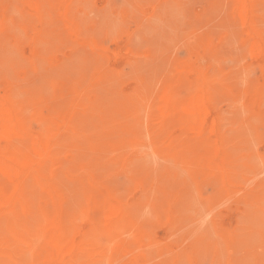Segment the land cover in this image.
Segmentation results:
<instances>
[{"label": "rangeland", "instance_id": "374dc122", "mask_svg": "<svg viewBox=\"0 0 264 264\" xmlns=\"http://www.w3.org/2000/svg\"><path fill=\"white\" fill-rule=\"evenodd\" d=\"M32 1L33 0H0V25L4 27V29H0V52H1L0 53V66H2V68L0 69V72L5 73L4 77H6V79H7L6 80L1 76V74H3V73L0 74V83L3 84V85L0 84L1 85L0 86V96L5 93V89L8 91L11 89L9 92L12 93L14 100L17 103H20V105H22V104L24 105L25 109L23 108V110L25 112L26 119L28 120L29 128L32 127L31 129L34 132H41L44 130L45 127L40 121H38L37 119H34L35 118V116H34L35 112L34 111L42 110V113L45 116L58 115L57 113L66 112L65 107L68 106L67 107V109H68L70 107L71 103H73L76 99L81 98V99L85 100V96H86L88 91L93 90V94H94V92L101 93V90H103L102 93L99 94L100 96L99 95L97 96V94H94L97 97L91 96L92 93L90 94V92H88V94H90V95H88L86 97L87 98L86 100L90 104L91 109H96V110L92 112V110L89 109V105H88L87 101L86 102L84 101L85 104H87V105L85 106V108H83V110L81 109V111H79V113H77V116L74 117L75 118L74 119L75 130L72 133V135L68 132H63V133L58 134L57 139L59 141L61 139L63 140V141L61 140L60 143L63 145H71L70 147L73 148L74 150L72 149L73 160H71V162L68 161V163H65L64 169L61 170L63 173L62 172L60 173L61 178L59 177L60 175L57 176L60 179L56 177L57 179L54 180V183H55V186L60 185V186H58L57 189H59V188L61 189V187L64 189L68 188L67 189L68 192L67 191L65 192L66 189L65 190L59 189V191H61L66 196V199H65L66 204L64 207L65 213L68 209H69L68 211H70V206L73 205L76 207V205H77L78 207H76V208L72 206L71 207V208H73V209H71L72 212L70 211L71 212L70 214H72V217L74 220L73 223L77 224L79 222L77 219H80L79 215L82 214L81 220L79 222L80 224H77V226L86 227L87 221L85 220V218L83 219V216H84V213L87 211V207H86L87 205H85V202L87 201L88 194L91 191L90 190L91 189V181H90L91 178L98 179L99 181L98 180L96 181L94 179L96 181V183L101 185L100 186L101 188L103 187V189L109 190V191L111 189V187L109 185L113 186L111 183L113 182V180H115L116 183L114 181V184H115L114 186L117 185V186H119V188L117 186L116 187L118 189L116 187L115 188L113 187V188L117 189L118 192H117V190L114 191V189H111V193L114 191L113 194H115L119 198L121 197L120 199H123V201H121V203L126 207L128 220H129V222H131V226L133 225V227H131V229H133V230H131V233H133V235L130 234L129 232H128L129 234L127 233V231L130 228L127 230H123V231L119 232V235L121 233L127 234V235L121 234L120 239L124 240L125 242L131 243L130 253L126 254V253L119 252L117 254V256L113 257V259H110L108 257H103V258L98 257V258H94V259H90V260H87V259L83 260V258L82 259L80 258V260L79 261L77 260V262L78 263L81 262L79 264H86V260H87L88 261L87 263L90 264L91 260H93L92 263L97 262L96 264H99V262H100V264H121L118 262L123 259L121 262L125 261L124 264H126V263L128 264V263H130V262H128V259H129V261H131V263H133L135 260L136 262H134V264H172V261L175 259V256L173 257V254H171V253L176 252V254H175L176 259L175 260L176 261L178 260L179 263L174 260L173 264H232L233 262H235V264L236 263L237 264H264V254H263L264 253V238H263L264 236L262 237V235H264V225H263L264 219H263V221L262 220L260 221V219L257 217V216L262 217V214H264L263 213L264 212L263 211L264 210V207H263L264 206V200L262 199L263 200L262 201L260 199V203H258L259 198H262L263 196L261 197V195L264 194V188H263L264 187V185H263V183H264V174H263L264 173V140H262L264 138L263 137V135H264L263 134V132H264V124H263L264 123V104L261 107V104L264 103V72H263L264 71V58H263L264 55H262V54H264V0H254V1L252 0V7H251L250 13L248 15L249 17H247L248 20L242 19L239 12H237V9L235 6V0H215V1L214 0H84V1L83 0H39L40 4H41L40 11H36L32 7V5H31ZM87 3L90 4V6L87 5ZM121 3H122V5L123 4L124 5L122 6ZM86 6H87V8H85ZM83 10H85V12ZM90 11H92V12H90ZM88 13L89 14L91 13L90 15L92 18H90ZM98 13H99V15H98ZM93 14L96 16H94ZM87 16L89 17L88 20H86ZM85 17H86V19H85ZM251 17H253V19L255 21L252 19L251 22H248V21H250ZM115 18H116V20H115ZM108 19H110V20L108 21ZM171 19H173V20H171ZM157 20H159V21H157ZM175 21H176V23H175ZM244 21L247 23V25H245L246 23ZM75 22H76V24H75ZM252 24H253V26H252ZM249 25L252 26V29L250 28L251 26H249ZM91 26H93V28H91ZM105 26H106V28H105ZM222 26H224V27H222ZM178 28H181V29H178ZM222 28H223V32L221 30ZM91 29L93 30L92 32H91ZM204 29H206V30H204ZM224 29H226V30H224ZM247 29H249V32ZM253 30H254V32H253ZM189 31L191 34L188 33ZM200 32H201V34H200ZM219 32H221L222 35ZM103 33H105V34H103ZM216 33H219V34L216 35ZM251 33H253L252 36H251ZM254 33L256 36L254 35ZM182 34H184V35L182 36ZM242 34H243V36L241 39ZM17 35L19 37L16 39ZM49 35H50V37H49ZM200 35H201V37H200ZM13 36H15V37H13ZM55 37H56V39H58V41L57 40L54 41ZM106 37L108 38V40ZM179 37H181V38L185 37L187 39H185V38L178 39ZM255 37H256V39L257 38L258 39L256 40ZM47 38L50 39L49 40L50 42L48 41ZM196 38H197V40H196ZM204 38H206V39H204ZM20 39L23 41L24 44L21 43L22 41ZM23 39H25V40H23ZM85 39H86V41H85ZM211 39L213 42L210 41ZM220 39H221V41H220ZM2 40L5 44L1 45ZM7 40H8V43H7ZM9 40H10V42H9ZM60 40L62 41V44H61ZM199 40H200V42H199ZM260 40H261V43H259ZM16 41H17V43H19V45L17 44L18 47L16 45ZM46 41L48 44L46 43ZM207 41H208V43H210L209 44L210 48L207 47V45H208ZM11 42L14 44V46H13V44H11ZM198 42L200 43L199 45H198ZM201 42L203 43V45ZM40 43H44V44H42L43 47L41 46ZM50 43H52V44H50ZM178 43H180V44H178ZM45 44H47V46ZM63 44H64V46L61 47V45H63ZM106 44H109L110 46L106 45ZM167 44L169 45V47ZM242 44H243V46H242ZM48 45L50 46L49 48H48ZM57 45H59V47H61L63 49H60ZM163 45H164V49L162 48ZM192 45H193V47H192ZM211 45H214L213 48L211 47ZM155 46L156 47L160 46L158 49L160 50V48H161L165 52L163 50L157 51L158 49ZM165 46L172 49L171 50L172 52L171 51L168 52L170 49L167 51L166 50L167 48L165 49ZM183 46H185V47H183ZM259 46H260V48H258ZM57 47H58L59 51L57 50ZM194 48H195V50H193ZM254 48L256 49V52H255ZM5 49H6V51H5ZM42 49H43V51H42ZM93 49H94V51H93ZM104 49H106V50H104ZM203 49H205V50H203ZM207 49H209L208 52H207ZM212 49H213V51H212ZM260 49L263 50V52ZM39 51L40 52L42 51L43 53H40ZM173 51H174V53H173ZM18 52H20L21 54ZM46 52H48V53H46ZM57 52H59L60 54ZM209 52H211V53H209ZM213 52H215V53H213ZM254 52L256 53L255 55H254ZM52 53H54V54H52ZM87 53L89 56H91V57H89L91 59L88 58ZM188 53H190V54H188ZM245 53H247V54H245ZM248 53H249V55L251 54V56H249ZM258 53L260 54L259 56H257ZM43 54L49 56V61H48L47 57H44V56L41 57V55H43ZM92 54L94 55V57L100 56V58H99L100 61L98 60V58H96V59L93 58ZM97 54H99V55H97ZM104 54H106V55H104ZM210 54H213V55H210ZM37 55H39V56L37 57ZM50 55L51 56L53 55V56L51 57ZM192 55H193V57L191 58ZM21 56H23V57H21ZM39 57H41L40 59L42 60V61L40 60V63L38 61ZM164 57H165V60H164ZM4 58H5V60H4ZM21 58H24V59L22 60ZM50 58H52V59H50ZM73 58H75V59L73 60ZM168 58H171L172 60L168 59ZM193 58H195V59L198 58V61L201 63V65L204 66V68H205L206 72L208 73V75L210 76L211 80H213L212 85L217 84L215 86V88H214V86H213V88L211 87V90L213 92H212V100H211V106H210V108H211L210 121L215 120L217 123V126H216L215 131H214V133H216V135L214 133H212L210 141L211 140H213V141H211L209 145L203 146V145L192 140L193 134L183 133V131H181V129L179 127L177 128V125L174 124L171 126H172V128L175 126L174 128H176V129H170L169 128L171 131V135H172V139L170 140V142L172 141V143H170V144H172L171 145L172 147H171L169 144H167L168 142L165 143V142H162L160 140V139H162V137H159V136H161L162 133H159L161 131L158 129L159 127H157L158 126L157 120H156L157 119L156 114L158 112L156 109L157 106L154 107V106H151V104L156 105V104H154L155 103L154 101L157 102V105H158V103L160 104V101H161L160 97L163 95L164 90L168 87H170L172 89V91L175 94H177L178 96L184 95V97H185L186 94L189 93L187 91L190 89H188L189 87L187 86V84H185V86L188 87L187 88L188 90L185 91V89H186V87H184L185 81L181 78L182 76L180 75L179 66L183 62H188V60L193 59ZM261 58L263 60H261ZM43 59H45L44 61H47V62H44ZM102 59H103V61H102ZM31 60H32V62H31ZM54 60H55V62H54ZM85 60L88 63H86ZM162 60L165 62H167L169 60L170 62H168V63H170V65L168 64L169 66H167V63L163 62ZM10 61L14 62V64L13 63L11 64ZM15 61H16V63L18 61V63L16 64ZM24 61H27L28 65H21V64H25ZM65 61H67L68 63H69V61H71L70 64L73 62L72 67H71V65H69ZM98 61H99V63H97ZM102 62L103 63L105 62V63L103 64ZM36 63H37V66H36ZM38 63L40 65V67H38L39 66ZM46 63H47V66H46ZM93 63L94 64L96 63L97 68H96V66H93V67H95V69H93V67L91 66V65H93ZM160 63L163 66H161ZM237 63H238V65H237ZM29 64H30V66H29ZM74 64H75V66L77 65L75 71L72 70L73 68L75 69V66H73ZM12 65H15V66L17 65L16 67L22 66L23 69L19 68V70H17L16 67H14V66L13 67L15 69L13 67H12L13 69H11ZM62 65L64 67H66L67 65H69V66H67L68 68H64V67H61ZM98 65L99 66L103 65V68L99 67ZM154 65H157V67H155ZM261 65H263V66H261ZM48 66L50 67L49 69L47 68ZM83 66H87V67H83ZM31 67H32V69H30ZM57 67L58 68L61 67V68L58 70ZM168 67H170V68L174 67L172 69L173 72L171 71V69L169 70ZM87 68H89V69H87ZM151 68H153V69H151ZM68 69L70 70V72ZM81 69L84 71L81 72L80 71ZM113 69H114V71H113ZM155 69H156V71H155ZM157 69L161 70V71L159 72V71H157ZM36 70H38L39 73ZM51 70H53V71H51ZM54 70H56V72L58 70V72H57L58 74H56V72ZM62 70H63V72H62ZM241 70L242 71L243 70H249V71H243V74H244L243 75L241 73ZM60 71L64 74L60 73ZM85 71H87L88 75L84 74V73H86ZM97 71H98V73H97ZM113 72H115V74ZM117 72H118L119 77L117 76ZM148 72H150L149 74H151V75L153 73H154L153 75L157 74V76L156 75L151 76L152 78L150 79V77H149L150 75L147 76ZM166 72H169L171 75L169 73H166ZM234 72L236 74H234ZM6 73H7V75H6ZM47 73H49V74H47ZM51 73H52V75H51ZM82 73H83V75H82ZM248 73L251 74V75H249L250 79L247 76ZM19 74L22 75V80H25V81L19 82V81H21V75H19ZM29 74H31V76H29ZM37 74L38 75L41 74V75L37 76ZM90 74L92 75V77ZM110 74H111V76H110ZM142 74L144 75L145 79L144 78L142 79V77H143ZM240 74L245 76L243 81H242V79H240V81H239V77H240L239 75ZM61 75H63V76H61ZM67 75H69V76L73 75V76H70V79H69V76H67ZM89 75H90V77H89ZM35 76L37 78L34 79ZM108 76H109V79L114 78V80L115 79H117V80L116 81L110 80L109 83L107 81L105 84V81L108 79ZM137 76L138 77L141 76L140 77L141 79L136 78ZM212 76H213V78H212ZM15 77H17L16 79L18 81L16 79L14 80ZM52 77H53V79H52ZM64 77L67 78L66 81H69L70 83L71 82L72 83L70 84L68 82L69 83L68 84L64 80L65 79ZM101 77H102V79H103V77L104 78L106 77L103 81L104 83L100 79ZM156 77H157V79H155ZM168 77L170 80H168ZM188 77L191 80L194 79L193 76H188ZM89 78H93V79H89ZM174 78H175V82H174ZM176 78H177V81H176ZM180 78L183 81H181ZM215 78H216V81H214ZM12 79H13L14 83L10 84L9 81H11ZM37 79H41L42 81L40 80L38 82ZM48 79H50V80L48 81ZM96 79H97V81H96ZM134 79H136V80L139 79L142 82L137 81L138 82L137 83V82H135ZM165 79H166V81H165ZM248 79H249V82H248ZM256 79H257V81H256ZM58 80L59 81L61 80V81L59 82ZM63 80L66 83L65 82L63 83ZM144 80H146L149 83V85L147 83L144 85V82H145ZM156 80H158L159 83H157ZM252 81L255 83H253ZM88 82H90L89 83L90 85L87 84ZM47 83H49V84H47ZM140 83H143V84H140ZM174 83H176V84L174 85ZM250 83H252L251 86H253L254 84L256 85V86H254L255 91H254L253 87H251L250 92H248V94L245 95L247 90L249 91L248 87H250V85H249ZM258 83H260V84H258ZM54 84H57L56 85L57 88ZM82 84L85 86L88 85L90 87L89 88L85 87ZM101 84L107 85L106 86L107 89H104L105 85L102 86ZM245 84H247V85H245ZM138 85H139V88H138ZM157 85H159V86H157ZM244 85L247 87L244 88ZM259 85H261V89H260ZM11 86H13V87H11ZM58 86H59L60 90H59ZM67 86L69 87V89ZM97 86H100L101 89H99ZM141 86H142V88H141ZM143 86H147L149 90L147 91V87H145V89H144ZM150 86L152 88H149ZM83 87H85V88H83ZM94 87L95 88L97 87L99 90L96 91V89ZM177 87L182 91L177 92V90H178ZM44 89H45V91H44ZM47 89L50 90V93L47 92L48 91ZM115 89H117V90H115ZM119 89H121V91L123 93ZM161 89L163 90V92L160 91ZM222 89L225 90V93H224V90H222ZM228 89L229 90L231 89L230 93H229ZM242 89H243V91H242ZM113 90H115V91L112 92ZM138 90H139L140 94H142L144 96L140 95V98H139ZM251 90L254 91V94L251 93ZM256 90H257V92H256ZM1 91H3L4 93ZM61 91H63V92L65 91L64 92L65 94H63ZM144 91L147 94H149V93L150 94L149 95L144 94L145 93ZM183 91H185V92H183ZM216 91L218 93H216ZM221 91H223V92H221ZM71 92H72V94H70ZM219 92H221V93H219ZM121 93H122V95L124 93H125V95L127 94L126 96H128L129 101L128 100L126 101L127 97H124V95L121 98V95H120ZM43 94L46 97H44ZM46 94L47 95L49 94V95L47 96ZM54 94L56 95L55 97H54ZM60 94H61V96H60ZM69 94L71 96L77 95V94L78 95L70 97ZM157 94H158V98L156 100L155 98H156ZM217 94H218V96H217ZM40 95H42V98L40 97ZM67 95L70 98L66 97ZM131 95H133V98L134 97L136 98V102L133 101V98ZM146 95L148 97H146ZM37 96L41 99L39 100V98ZM241 96L243 98L245 97V99L241 98ZM60 97H62V99ZM99 97H101L100 100H99ZM130 97H131V99H130ZM143 97H144V100H142V101H144L145 103L140 100V99H143ZM35 98L36 99L38 98V99L36 100ZM57 98H60V99H57ZM94 98H95V100H94ZM115 98H116V100H115ZM148 98H149V100H148ZM257 98H261V99L258 100ZM89 99L91 101H89ZM83 100H81V101L83 102ZM137 100H139V101H137ZM242 100H244V101H242ZM256 100H258L259 102L258 101L256 102ZM51 101H54V102H51ZM238 101H242L240 105H242V107L249 108V110L245 108V110L243 109L241 111V109H240L238 111L237 110L238 108L236 106L237 104L239 105V103H240V102L237 103ZM64 102H66V103H64ZM104 102L106 104V107H104L105 106ZM119 102H123L124 104L123 103H120V104L122 106L124 105L127 108H125L124 106L121 107V105L118 104ZM128 102H130V103H128ZM148 102H150V103H148ZM67 103L69 105H67ZM97 103H98V105H97ZM131 103L134 104L133 106H135L137 104L141 105V106H138L137 109H140L139 107H143V108H141V110L144 109L143 112L142 111H140L141 113L139 112L141 115L136 112L138 110H136L135 107H133L135 109L134 112L131 110V107H132ZM135 103H137V104H135ZM44 104H45L46 109H43ZM256 104H257V107H256ZM258 104H259V107H258ZM53 105H54V107H53ZM60 105L65 106L64 109H62L63 107ZM93 105L95 106V108ZM147 105H149V106H147ZM248 105L250 107H248ZM56 106L62 107V108H60L61 110L59 111V108H57ZM86 107H87V110H86ZM109 107L112 109V111L110 110ZM129 107H130L131 112L129 111ZM242 107H240V108H242ZM151 108L152 109L154 108V110H151ZM84 109L86 111H84ZM88 109L91 112H87ZM126 109L129 111L128 112L129 114L130 113L131 114L132 113L138 114V116H137V114L131 115V118H133V116L134 117L137 116V118L135 117V119L136 120L138 119L137 120L138 122H136V120L134 118L129 121V119H131V118H128L125 116V115H127V113L125 114ZM103 110H105L106 113H109L108 115L112 118L107 116V114ZM107 110H108V112H107ZM114 110H115V113H117L118 115L113 112ZM122 110H125V112ZM82 111L87 113V114H85V115L80 114V112H82ZM245 111H246V114L248 111L247 116L245 114ZM94 112H95V116H97V113H98V115H101L100 113H103L102 116L105 114L106 115L105 118L107 119V121H105L106 119H104L103 117H102L104 119L103 121H102V118H100L98 116H97L98 118L95 117ZM123 112H124V114H123ZM239 112H240V115H239ZM89 113L91 114L90 118L87 117V115L90 116ZM119 113H120V116H119ZM150 113H151V115H150ZM242 113L244 116L242 115ZM129 114H128V116L130 117ZM82 115L85 117H83ZM121 115L125 116V117H122ZM30 117L31 118L33 117V119H31ZM93 117H95V119H92ZM81 118H82V120H81ZM108 118L111 120V123H110V121H108ZM125 118L127 120H125ZM252 118L255 120L258 119L259 120L258 124L257 123L255 124V122H257L255 120H254V122L253 121L251 122ZM87 119H88V121H86ZM99 119H100V122H99ZM93 120H94V122H93ZM120 121H122V122L120 123ZM124 121L126 123L127 122L128 123L126 124ZM132 121H134L135 126L133 125ZM31 122H32V124H31ZM261 122H263V123H261ZM86 123H88V124H86ZM123 123H125L126 125ZM154 123H156V124H154ZM112 124L117 125V126L113 127ZM149 124H151V127ZM253 124H254V126H253ZM259 124H260V126L263 124L261 126L262 128L260 126H258V128H257V126L255 127V125H259ZM120 125H125L126 128H130L131 129L130 131H132V133L129 132V134L131 133V135L127 136V134L125 133V136H123L121 132L116 133V132L120 131V130H118L120 127H124V126H120ZM129 125H131V126H129ZM144 125H145V128H144ZM152 125H155V126H152ZM83 126H84V128H83ZM107 126L109 127L108 130H106ZM87 127H89V128H87ZM103 127H105V128L103 129ZM111 127H112L113 132L110 130ZM240 127H242V128L240 129ZM100 128H102V129H100ZM85 129H86V131H85ZM81 130L83 132H80ZM103 130H105V134L103 136H100L101 132L102 133L104 132ZM109 130L111 132L107 133L106 131L109 132ZM114 130H115V133H114ZM157 130H159V131H157ZM221 130H223V132ZM251 131L253 132L252 134H251ZM78 132H80V133L78 134ZM85 132H86V134H85ZM93 132H94V134H93ZM152 132H153L154 136L152 135ZM157 132L159 133V136H158ZM92 134L94 136H92V138H91ZM79 135L81 136V138ZM96 135H99L100 137L96 136ZM117 135H118V137H117ZM120 135H122V137H124L125 139L128 138L127 141L123 142V143H126L128 146H130L132 143L131 147H128V146L124 147V146H126V144H122L121 141L123 139H121L122 137H120ZM77 136H79V137H77ZM66 137H70V138H68V140H67ZM93 137L95 139H93ZM111 137H115V138L113 139ZM83 138H84V141H83ZM190 138H191V140H190ZM97 139H99V140L101 139V141H99ZM117 139H118V141L121 140L120 141L121 143L118 142L117 146L121 145V147H122L124 145L123 148L125 149L124 150L121 148L123 154L120 153V155L117 154L116 152H118V151L120 152L121 149H117L118 148L117 146H116L117 148L113 147L116 150V152H115V150L110 147L113 142H117ZM174 139H177V140H175V142L180 141L182 146H183V147L179 148V146H177V144H178V142H177L175 145V146H177L176 148H178L177 152H175L176 148L173 147L174 146L173 145ZM214 139L215 140L217 139V141L215 142ZM218 139H219V142H218ZM95 140H96V143H94ZM130 140H131V143L128 142ZM137 140H139V141H137ZM182 140H184V141H182ZM225 140H227V143H228L226 146L223 143V142H225ZM66 141H67V143H66ZM229 141H231V142H229ZM105 142H108V143L105 144ZM212 142H215V143L212 144ZM218 143H220L222 145H217ZM89 144H91V145L89 146ZM102 144H104V146ZM162 144L164 145V147L162 146ZM181 144H180V146H181ZM191 144H192V146L187 147ZM253 145H255L256 147ZM92 146H93V148H92ZM96 146L98 148L96 150L97 152L95 151ZM101 147H103V148H101ZM162 147L164 149V154L167 153V155H168V153H169V155H170V153H171V156L168 155L169 159L166 158L167 157L166 154H165V157H164V154L162 155V151H163ZM210 147H211V149H210ZM172 148L175 149L174 153H173L174 149H172ZM218 148H219V150H218ZM225 148H226V151H228V153L230 152L227 155L224 154V153H226V152H224ZM215 149L218 151H215ZM93 150H94V152H93ZM128 150H129V152L130 151L131 152L128 153ZM220 150H221V152L219 154ZM193 152H195V153H193ZM198 152H200V153H198ZM217 152L220 155V159L218 158L219 156H217L218 155ZM76 153H77V155H76ZM127 153L129 154V156H127L128 155ZM174 154H176V155H174ZM223 154L225 157L230 156V158L228 157L230 161L228 160V158H225L223 156ZM116 155L120 156L119 158H121V159L117 158L118 156L116 157ZM199 155L201 156V158L204 155H205V157H203V159H201ZM180 156H182L183 158H181ZM187 156L188 157L193 156V158L188 159ZM196 156H198V157H196ZM125 157H126V159H125ZM109 158H110V160H109ZM194 158H197L198 160L194 159ZM209 158H211L212 160L207 161ZM223 158L226 162L228 160L227 164L225 161H224L225 163L222 162ZM115 159H117L119 162H117V160L114 161ZM131 159H135V161L133 162V160H131ZM175 159H177V160H175ZM216 159H219L217 161L218 163H216L214 161ZM128 160L132 161V162L130 161V164L133 167H131L130 164H127L129 166L128 167L129 169L131 167L130 170L127 168V165L125 164L126 162L127 163L129 162ZM180 160H182V161H180ZM199 160H200V162H199ZM121 161L124 162V164L122 165L123 167L122 166L120 167V165L122 164ZM178 161L181 162L182 164L184 163V165L186 164V166H184V165L179 166V165L175 164V163H179ZM189 161H191V162H189ZM194 161H195V163H194ZM202 161H205V162H203V166L201 164ZM207 162L209 165L207 164ZM212 162H213V164H211ZM119 163H120V165H119ZM169 163H173L174 165L169 164ZM198 163L201 165V167L199 166ZM215 163L217 164V166ZM229 163H230V165H228ZM76 164H77L78 169L82 168L85 170H83V172H79L82 169L78 170L76 167ZM224 164H226V165H224ZM78 165H80L81 167ZM85 165L87 166V168L84 167ZM190 165H196V167L195 166L192 167ZM204 165L207 167H204ZM88 166H89V168H88ZM187 166H188V168L193 170V173H194V170L201 168L200 170H202L203 174H202V172H200V173L202 175H204L203 170H206L207 173L205 172V174L207 177L205 176L204 180H202L201 179L202 176H200V179H201L200 180L198 177L199 176V173H198V175H196V176H195V174H193L195 177L194 179H192L193 176H192V178H190L191 171L187 169ZM224 166H225V168H224ZM74 167H76V169H75L76 171L74 170ZM184 167L188 173L185 172L186 170L184 169ZM214 167L215 168L217 167V169L220 171H216V169H214ZM202 168H204V169H202ZM261 168H263V169H261ZM72 169L74 170V172H77L78 174L76 173V174L72 175L74 173L72 171H71L72 174L70 173L71 175L65 173V171L72 170ZM180 169H183L185 171L182 170V172H181ZM213 169L215 170L214 172L212 171ZM227 169H228V171L231 170L230 172H232V173L228 172ZM86 170H87V172H85ZM88 170L91 171L92 173H88L89 172ZM200 170H198V171H200ZM114 171H117V172L114 173ZM133 171L135 173H133ZM233 171L236 174L235 173L233 174ZM111 172H113V173H111ZM169 172H170V174H169ZM172 172H173V174H172ZM212 172H213V174H215V173L217 174V177H216V175H214L216 177V179H215L216 181L213 178H211L213 176V174L210 175L211 177H209V175H208V173L210 174ZM82 173H84V174H82ZM116 173H117V175H116ZM180 173L181 174L183 173V174L181 175ZM195 173H197V170L195 171ZM227 173H229V175ZM87 174L89 175L90 178L87 177L88 176ZM92 174H96L97 177H94V175H92ZM109 174H111V175H109ZM120 174L123 176H121ZM134 174H135V176H134ZM187 174H188V176H187ZM230 174H231V176L232 175H234V176H232L230 178ZM78 175L79 176L82 175L83 177L85 176L88 179L85 177H84V179H80V178H78ZM171 175H172V177H171ZM237 175H239V176H237ZM66 176H71L72 180L70 177H68V178H70V179H68ZM108 176H109V178H108ZM118 176H119V178H118ZM254 176H255V178H254ZM63 177H64V180L62 179ZM75 177H77L78 179H76ZM83 177H81V178H83ZM106 177L108 180L111 178L113 180L111 179L110 180L111 182H109L107 179H105ZM129 177H131V178L129 179ZM173 177H175V178H173ZM186 177L188 179L190 178L191 180H188ZM73 178H74V180H73ZM115 178L116 179L118 178V180H116ZM146 178H148V179H146ZM177 178L179 180L182 179L184 181V183H182V181L180 182ZM209 178H211V180H207ZM244 178L247 179L249 183L245 182L246 180ZM61 179L63 182L60 181ZM100 179H101V182L102 181H105V182L108 181V182L106 184L105 183L102 184L103 182L101 183ZM141 179H142V181H139ZM195 179L196 180L199 179L201 181V183H204V184H200V181L198 184L197 183L198 181H196ZM218 179H220V180H218ZM231 179L233 180V181H231V183L232 184L233 183L235 184V182L239 183L238 186H235L234 184L232 185L229 182ZM243 179H244V181H243ZM56 180H58L59 182ZM82 180H84V181L87 180L88 183L84 182V181H83L84 182L83 183ZM143 180L146 181L145 183L148 184V187H147V185H145ZM213 180H214V183H213ZM236 180H238V181H236ZM66 181H68V182H66ZM75 181H76V183H75L76 186L73 187V184ZM77 181L80 183L77 184ZM173 181H174V186L172 185ZM176 181H178V182L176 183ZM189 181H192L191 183H189V184H192V186L187 185V189H185L184 185L188 184ZM203 181H205V182L207 181V183L205 184V182H203ZM222 181L225 182L224 183V185L226 184L225 186L228 185L227 186L228 188L227 187L224 188L225 186L223 185ZM140 182H142V183H140ZM179 182H180V184L183 185V187L180 189L178 188L180 186ZM240 182H242L243 185L240 184ZM216 183H217V185H216ZM107 184H109L108 187H110V188L106 189L104 187H107L106 186ZM142 184H144V185L142 186ZM212 184H215V185H213V187H212ZM260 184H262V185H260ZM78 185H81V186H78ZM149 185H151V186H149ZM168 185H170V186H168ZM171 185L173 188L171 187ZM239 185L244 186V188L240 187ZM77 186L79 189L77 188ZM189 186H190V188H188ZM30 187L31 186L29 184L28 189L30 190V192L31 191L34 192L33 194H34V197L36 199L37 196L40 195V190L38 188H34L33 184H32L33 189ZM84 187L86 188V190H84ZM176 187L179 189L180 193L178 192ZM201 187H202L203 191L200 190ZM231 187H232V189L235 188V192L233 190L234 193L232 192ZM245 187L246 188L249 187L250 189L247 188L249 191ZM254 187L258 188L259 192L257 191L258 189L255 190ZM81 188H83V189H81ZM171 188L173 190L175 188V190H174L175 192ZM203 188H205V189H203ZM221 188H222V190H221ZM69 189H71V191ZM73 189H75V191L76 192L78 191V192L76 193ZM228 189H230L229 192H228ZM185 190H187V192L189 191V193L191 192L192 195H190L191 193L190 194L188 193V196H185V193H184L182 198L179 197V195H177V194L181 195V193ZM72 191L74 193H72ZM166 191L167 192L171 191V193H168L170 195L172 194V191L175 194H173L174 196L171 195L172 197H170V195H166L167 194ZM243 191L246 194H247V192L249 194L250 191H252V193H250L248 196L246 194H243ZM238 192H241V193H238ZM66 193L69 197L70 196L72 197V199L70 198L71 202H70L69 197H67ZM202 193L205 195H203ZM231 193H233L234 195L231 196ZM76 194L79 197L76 196ZM85 194L87 196V197H84V199L86 201L82 197V195H85ZM175 195H177L176 197H179V200H178V198H176V199L174 198ZM227 195L229 197H231L232 200ZM244 195H246V196H244ZM222 196H224V197H222ZM243 196L247 197V198L244 199ZM252 196H253V198L249 199V197H252ZM184 197H185V199H183ZM236 197H237V200H236ZM75 198H77L78 200L75 201ZM80 198H81V200L83 199L85 201L84 203L82 202L83 205H80L81 204V200H79ZM169 198H171V199H169ZM214 198H216V199H214ZM233 198H234V200H233ZM227 199H229V201H227ZM168 200H170V201H168ZM180 200H182V202H180ZM252 201H253V203H252ZM169 202L172 203L171 205L173 208H171V205ZM175 202L178 203V206H177V203H175ZM234 202H236V203H234ZM256 202H257V205L254 204ZM67 203H69V204L71 203L68 208H67V205H68ZM238 204H240V205L238 206ZM241 204H243V206H241ZM248 204H250V205H248ZM252 204H254L258 208H256V207L254 208L253 207L254 205L252 206ZM230 205H231V209H232L231 211H230ZM82 206H84V209H86V211L84 209H82L83 208ZM259 207H260V210H261V208H263L262 213L259 210ZM79 208H81V209H79ZM175 208L177 209V211H176L177 214L175 213V210H174ZM243 208H246V210L243 211ZM73 210L75 211V214H73L74 213ZM78 210H80V211L84 210L85 212H83V211L78 212ZM178 211H179V213H178ZM180 212H181V215H180ZM162 214H164V220H163ZM166 214L168 217L165 216ZM221 214H222V216H220ZM74 215H76V216L74 217ZM242 215H244V216L246 215V216L244 217ZM178 216L181 218H185V220H182L181 218L179 219ZM204 217H205V219H204ZM166 218H167V221H166ZM249 218L250 219L252 218V220H250ZM263 218H264V216H263ZM176 219H178V220L175 221ZM1 220H2V218H1ZM204 221H206V222H204ZM175 222H176V225L178 223L181 224L180 222H182V224H184V227L178 228V227H180V226H178L179 225L178 224L177 226H175L173 228L172 223L175 224ZM200 222L201 223L203 222L202 223L203 225L202 224L200 225L199 224ZM2 223L3 224H1V223L0 224L2 226H5L4 222H2ZM161 223H162V225H161ZM166 223H167V225H166ZM1 225H0V228L2 227ZM244 228H246V229H244ZM236 229H238V230H236ZM235 230H236V233L234 232ZM132 231H135V232H132ZM136 231L137 232L142 231V233H143V235H142L143 237L141 238L142 244L137 243L138 240L136 239V237H137ZM226 231H227L226 234L222 233V232H226ZM178 232H179V234H178ZM234 233H235V235L238 234L237 235L238 237L241 234L242 237L245 238L244 241H241L239 243L240 247L245 246L244 249L240 250L242 247L240 248V247H238L239 244H236V242L238 243L239 240L237 239L238 240L237 241V240H235V238H233V237H235ZM174 235H176V236H174ZM133 236L135 237V239H133L134 238ZM172 236H174L175 239ZM130 238H132V239H130ZM178 238H180V239H178ZM240 238H241V236H240ZM171 239H174L175 242H174V240H171ZM195 239H197L198 241H196ZM242 239L243 238H241V240ZM178 240H179V242H178ZM227 241L229 242L230 245L233 244V246H231L233 248H229L230 245L227 244ZM232 241H236V242L232 243ZM202 242H203V244H202ZM178 243L181 245H179ZM234 243L236 245H234ZM162 245L163 246L167 245V246L163 247ZM176 245L180 246V247L182 246L181 251H179L180 249L178 251L176 250V249H178V247ZM189 245H190V247H192V249L190 248L189 250H186L187 247L189 248ZM224 245H229V246L227 248V246H224ZM247 245H248V247H247ZM159 246H160V248H159ZM194 247H195V249L197 248L198 251H197V249L195 251L193 249ZM234 247L240 248V249H237V250H240V252L238 251L236 253L234 251V253H235L234 254L233 253ZM162 248H164L166 251H161ZM167 249H169V250H167ZM228 249H229V251H228ZM169 251H170V253H169ZM215 251H216V253L218 252L217 255H220V257L219 256L216 257V254L214 253ZM226 251H228V253H226ZM188 253H190L189 256H188ZM229 253H231V254L233 253V255H231ZM132 254H134V256ZM221 254H222V256H221ZM26 255L27 256H25L23 254L22 257L21 256L20 257L23 258V256H25V258L27 257L31 262L32 261L31 256H29L28 254H26ZM250 255L251 256L253 255L254 257L252 256V258H251ZM120 256H121V258H120ZM130 256H132V258ZM177 257H180V259H177ZM21 258H20V260H21L22 264H27V263L29 264V260H28V262L26 260L27 258L26 259L25 258L21 259ZM95 259L98 261L95 262ZM233 259H235L236 261ZM83 261H85V262H83ZM89 261H90V263H89ZM31 263L34 264L33 261Z\"/></svg>", "mask_w": 264, "mask_h": 264}, {"label": "bare ground", "instance_id": "6f19581e", "mask_svg": "<svg viewBox=\"0 0 264 264\" xmlns=\"http://www.w3.org/2000/svg\"><path fill=\"white\" fill-rule=\"evenodd\" d=\"M84 1V0H83ZM215 1V0H214ZM254 1V0H253ZM126 4V3H125ZM146 4V3H145ZM255 4V3H254ZM31 5H32V7L36 10V11H40V9H41V4H40V1L39 0H33L32 1V3H31ZM83 5V4H82ZM86 5V4H85ZM87 5H89L90 6V4H88L87 3ZM121 5H122V3H121ZM124 5V4H123ZM122 5V6H123ZM139 5V4H138ZM147 5V4H146ZM145 5V6H146ZM144 6V5H143ZM235 6H236V9H237V12H239V14H240V16L242 17V19H244V20H248L247 19V17H249L248 15H249V13H250V10H251V7H252V0H235ZM130 7V6H129ZM76 8V7H75ZM85 8H87V6L85 7ZM138 8V7H137ZM163 8V7H162ZM234 8V7H233ZM119 9V8H118ZM86 10V9H85ZM85 10H83L84 12H85ZM88 11V10H87ZM90 12H92V11H90ZM106 12V11H105ZM163 13V12H162ZM18 14V13H17ZM21 14V13H20ZM89 14V13H88ZM87 14V15H88ZM91 14V13H90ZM89 14V16H90V18H92L91 17V15ZM164 14V13H163ZM176 14V13H175ZM94 15V14H93ZM92 15V16H93ZM98 15H99V13H98ZM29 16V15H28ZM94 16H96V15H94ZM111 16V15H110ZM167 16V15H166ZM176 16V15H175ZM98 17V16H97ZM116 17V16H115ZM118 17V16H117ZM159 17V16H158ZM169 17V16H168ZM64 18V17H63ZM81 18V17H80ZM110 18V17H109ZM114 18V17H113ZM255 18V17H254ZM45 19V18H44ZM85 19H86V17H85ZM89 19V17L87 16V19L86 20H88ZM111 19V18H110ZM110 19H108V21L110 20ZM253 19V17H251V19H250V21H248V22H251V20ZM107 20V19H106ZM115 20H116V18H115ZM160 20V19H159ZM159 20H157V21H159ZM171 20H173V19H171ZM199 20V19H198ZM254 20V19H253ZM85 21V20H84ZM83 21V22H84ZM255 21V20H254ZM112 22V21H111ZM110 22V23H111ZM171 22V21H170ZM245 22V21H244ZM74 23V22H73ZM175 23H176V21H175ZM246 23V22H245ZM253 23V22H252ZM75 24H76V22H75ZM105 25V24H104ZM211 25V24H210ZM244 25V24H243ZM245 25H247V23L245 24ZM209 26V25H208ZM217 26V25H216ZM249 26H251V25H249ZM252 26H253V24H252ZM252 26L250 27L251 29H252ZM222 27H224V26H222ZM243 27V26H242ZM247 27V26H246ZM91 28H93V26H91ZM105 28H106V26H105ZM0 29H4V27L3 26H1L0 25ZM178 29H181V28H178ZM220 29V28H219ZM246 29V28H245ZM204 30H206V29H204ZM222 30V32H223V28L221 29ZM224 30H226V29H224ZM233 30V29H232ZM248 30V32H249V29H247ZM93 30L91 29V32H92ZM192 32V31H191ZM253 32H254V30H253ZM188 33H190V31L188 32ZM215 33V32H214ZM221 35H222V33L221 32H219ZM219 33H216V35H218ZM256 33V32H255ZM255 33H254V35H255ZM53 34V33H52ZM95 34V33H94ZM103 34H105V33H103ZM191 34V33H190ZM197 34V33H196ZM200 34H201V32H200ZM224 34V33H223ZM252 34L253 33H251V36H252ZM184 34H182V36H183ZM213 35V34H212ZM43 36V35H42ZM196 36V35H195ZM209 36V35H208ZM215 36V35H214ZM242 36H243V34L241 35V39H242ZM256 36V35H255ZM13 37H15V36H13ZM19 36L17 35V37H16V39L18 38ZM49 37H50V35H49ZM108 37V36H107ZM106 37V38H107ZM186 37V36H185ZM185 37H182V38H185ZM192 37V36H191ZM197 37V36H196ZM200 37H201V35H200ZM223 37V36H222ZM52 38V37H51ZM181 37H179L178 39H180ZM181 38V39H182ZM198 38V37H197ZM197 38H196V40H197ZM215 38V37H214ZM246 38V37H245ZM7 39V38H6ZM48 39V38H47ZM105 39V38H104ZM185 39H187V38H185ZM204 39H206V38H204ZM203 39V40H204ZM248 39V38H247ZM255 39H256V37H255ZM258 39V38H257ZM256 39V40H257ZM21 40V39H20ZM23 40H25V39H23ZM40 40V39H39ZM50 39H48V41H49ZM55 40H57L58 41V39H56V37H55V39H54V41ZM76 40V39H75ZM107 40H108V38H107ZM201 40V39H200ZM200 40H199V42H200ZM208 40V39H207ZM239 40V39H238ZM245 40V39H244ZM22 41V40H21ZM34 41V40H33ZM53 41V42H54ZM61 41V40H60ZM85 41H86V39H85ZM184 41V40H183ZM210 41H212V39L210 40ZM220 41H221V39H220ZM9 42H10V40H9ZM50 42V41H49ZM180 42V41H179ZM198 42V45L200 44ZM213 42V41H212ZM7 43H8V40H7ZM21 43H23V41L21 42ZM20 43V44H21ZM46 43H47V41H46ZM181 43V42H180ZM180 43H178V44H180ZM202 43V42H201ZM207 43H208V41H207ZM232 43V42H231ZM255 43V42H254ZM259 43H261V40H260V42ZM2 44H5L4 42H3V40H2V43H1V45ZM10 44V43H9ZM11 44H13L12 42H11ZM19 45V43H17V41H16V45ZM24 44V43H23ZM41 44V46H42V44H44V43H40ZM48 44V43H47ZM47 44H45L46 46H47ZM50 44H52V43H50ZM61 44H62V41H61ZM65 44V43H64ZM64 44L63 45H61V47L62 46H64ZM210 43H208V45H207V47H209L210 45H209ZM214 44V43H213ZM234 44V43H233ZM244 44V43H243ZM243 44H242V46H243ZM256 44V43H255ZM18 45H17V47H18ZM36 45V44H35ZM84 45V44H83ZM106 45H109V44H106ZM168 45V44H167ZM166 45V46H167ZM202 45H203V43H202ZM245 45V44H244ZM257 45V44H256ZM260 45V44H259ZM263 45V44H262ZM6 46V45H5ZM4 46V47H5ZM13 46H14V44H13ZM37 46V45H36ZM58 47H59V45H57ZM110 46V45H109ZM157 46V45H156ZM155 46V47H156ZM165 46V49L168 51L170 48H168L169 47V45H168V47H166ZM189 46V45H188ZM213 46L214 45H211V47L213 48ZM16 47V48H17ZM20 47V46H19ZM35 47V46H34ZM43 47V46H42ZM50 46L48 45V48H49ZM58 47H57V50L59 51V49H58ZM61 47H59L60 49H63V48H61ZM68 47V46H67ZM160 47V46H159ZM159 47H156L157 49L159 48ZM172 47V46H171ZM175 47V46H174ZM183 47H185V46H183ZM192 47H193V45H192ZM195 47V46H194ZM6 48V47H5ZM36 48V47H35ZM65 48V47H64ZM93 48V47H92ZM106 48V47H105ZM163 49H164V45H163V47H162ZM210 48V47H209ZM234 48V47H233ZM249 48V47H248ZM258 48H260V46L258 47ZM44 49V48H43ZM43 49H42V51H43ZM47 49V48H46ZM163 49H161L160 48V50L158 49L157 51H161V50H163ZM255 49V48H254ZM10 50V49H9ZM16 50V49H15ZM29 50V49H28ZM48 50V49H47ZM99 50V49H98ZM104 50H106V49H104ZM109 50V49H108ZM172 49H170L168 52H170ZM193 50H195V48L193 49ZM203 50H205V49H203ZM208 50L209 49H207V52H208ZM211 50V49H210ZM261 50V49H260ZM5 51H6V49H5ZM11 51V50H10ZM40 52V53H43V52ZM93 51H94V49H93ZM100 51V50H99ZM110 51V50H109ZM156 51V52H157ZM164 51V50H163ZM166 51V52H167ZM175 51V50H174ZM174 51H173V53H174ZM192 51V50H191ZM200 51V50H199ZM212 51H213V49H212ZM239 51V50H238ZM262 52H263V50H261ZM16 52V51H15ZM21 52V51H20ZM20 52H18V53H20ZM31 52V51H30ZM165 52V51H164ZM167 52V53H168ZM172 52V51H171ZM236 52V51H235ZM255 52H256V49H255ZM254 52V55L256 54ZM1 53V52H0ZM11 53V52H10ZM22 53V52H21ZM20 53V54H21ZM46 53H48V52H46ZM57 53H59V52H57ZM56 53V54H57ZM115 53V52H114ZM193 53V52H192ZM209 53H211V52H209ZM213 53H215V52H213ZM260 53V52H259ZM258 53V55L257 56H259L260 54ZM19 54V55H20ZM29 54V53H28ZM52 54H54V53H52ZM60 54V53H59ZM84 54V53H83ZM86 54V53H85ZM103 54V53H102ZM119 54V53H118ZM179 54V53H178ZM188 54H190V53H188ZM245 54H247V53H245ZM40 55V54H39ZM39 55H37V57L39 56ZM49 55V54H48ZM87 55H88V53H87ZM93 55V54H92ZM96 55V54H95ZM97 55H99V54H97ZM101 55V54H100ZM104 55H106V54H104ZM115 55V54H114ZM168 55V54H167ZM173 55V54H172ZM210 55H213V54H210ZM248 55H249V53H248ZM253 55V54H252ZM262 55H264V54H262ZM42 56H44V57H47V59H48V61H49V56H47V55H41V57ZM51 56V55H50ZM53 56V55H52ZM51 56V57H52ZM55 56V55H54ZM77 56V55H76ZM84 56V55H83ZM103 56V55H102ZM101 56V57H102ZM120 56V55H119ZM170 56V55H169ZM247 56V55H246ZM249 56H251V54L249 55ZM21 57H23V56H21ZM41 57H39V59H38V61H39V63H40V58ZM80 57V56H79ZM85 57V56H84ZM89 57H91V56H89L88 55V58ZM93 58H98V60H99V58H100V56L98 57H94V55L92 56ZM116 57V56H115ZM114 57V58H115ZM193 57V55L191 56V58ZM261 57V56H260ZM81 58V57H80ZM109 58V57H108ZM117 58V57H116ZM263 58H264V56H263ZM7 59V58H6ZM22 60L24 59V58H21ZM46 59V58H45ZM45 59H43V61L45 60ZM46 59V60H47ZM50 59H52V58H50ZM59 59V58H58ZM75 58H73V60H74ZM85 59V58H84ZM83 59V60H84ZM89 59H91V58H89ZM104 59V58H103ZM103 59H102V61H103ZM118 59V58H117ZM168 59H171V58H168ZM4 60H5V58H4ZM16 60V59H15ZM56 60V59H55ZM55 60H54V62H55ZM82 60V61H83ZM107 60V59H106ZM164 60H165V57H164ZM172 60V59H171ZM246 60V59H245ZM260 60V59H259ZM261 60H263L262 58H261ZM9 61V60H8ZM19 61V60H18ZM18 61H17V63H18ZM36 61V60H35ZM37 61V62H38ZM42 61V60H41ZM90 61V60H89ZM100 61V60H99ZM99 61L97 62V63H99ZM105 61V60H104ZM114 61V60H113ZM163 61V60H162ZM167 61V60H166ZM241 61V60H240ZM239 61V62H240ZM11 62V61H10ZM9 62V63H10ZM20 62V61H19ZM25 62V64H21V65H28V63H27V61H24ZM23 62V63H24ZM31 62H32V60H31ZM44 62H47V61H44ZM65 62H67V61H65ZM70 62L71 61H69V65H71V67H72V63L70 64ZM85 62H86V60H85ZM91 62V61H90ZM95 62V61H94ZM115 62V61H114ZM161 62V61H160ZM163 62H165V61H163ZM168 62H170L169 60L167 61V62H165V63H167V66H169L170 65V63H168ZM238 62V61H237ZM243 62V61H242ZM7 63V62H6ZM14 64V62H11V64ZM15 63H16V61H15ZM16 63V64H17ZM27 63V64H26ZM39 63H38V65H39ZM79 63V62H78ZM86 63H88V62H86ZM103 63V62H102ZM105 63V62H104ZM103 63V64H104ZM150 63V62H149ZM162 63V62H161ZM160 63V64H161ZM49 64V63H48ZM64 64V63H63ZM108 64V63H107ZM106 64V65H107ZM163 64V63H162ZM161 64V66H163ZM169 64V65H168ZM10 65V64H9ZM69 65H67V66H69ZM101 65V64H100ZM237 65H238V63H237ZM8 66V65H7ZM16 67L15 65H12L11 66V69H13L14 67ZM29 66H30V64H29ZM36 66H37V63H36ZM46 66H47V63H46ZM55 66V65H54ZM53 66V67H54ZM64 67L63 65L61 66V67H64V68H68V67ZM73 66H75V64L73 65ZM77 66V65H76ZM76 66H75V69L73 68L72 70H76ZM89 66V65H88ZM92 67L93 66H96V68H97V65H96V63L94 64L93 63V65H91ZM99 66V65H98ZM105 66V65H104ZM155 67H157V65H154ZM166 66V65H165ZM166 66V67H167ZM261 66H263V65H261ZM13 67V68H12ZM38 67H40V65L38 66ZM60 67V68H61ZM83 67H87V66H83ZM82 67V68H83ZM90 67V66H89ZM99 67H102L103 68V65L102 66H99ZM2 68V66H0V69ZM19 68L21 69H23V67L22 66H19V67H16V69L17 70H19ZM48 69L50 68L49 66L47 67ZM58 68V67H57ZM56 68V69H57ZM60 68H58V70L60 69ZM105 68V67H104ZM165 68V67H164ZM169 68V70L171 69V71H172V69L174 68V67H172V68H170V67H168ZM242 68V67H241ZM251 68V67H250ZM255 68V67H254ZM15 69V68H14ZM30 69H32V67L30 68ZM54 69V68H53ZM87 69H89V68H87ZM93 69H95V67H93ZM112 69V68H111ZM134 69V68H133ZM151 69H153V68H151ZM167 69V68H166ZM244 69V68H243ZM263 69V68H262ZM39 70V69H38ZM38 70H36L37 72H38ZM58 70H57V72H58ZM69 70V69H68ZM71 70V71H72ZM102 70V69H101ZM100 70V71H101ZM168 70V71H169ZM179 70H180V75L182 76L181 78L185 81L184 82V87H186L185 86V84H187V86L189 87H186V89H185V91H187L188 89H190V90H188L187 92H189V93H187L186 94V96L184 97V95H182V96H178L177 94H175L173 91H172V89L170 88V87H168V88H166L165 90H164V93H163V95L160 97L161 98V101H160V104L158 103V105H157V102L156 101H154L155 103L154 104H156V105H152L151 104V106H157V114H156V120H157V124H158V126L157 127H159L158 129L161 131V132H159V133H162V135L161 136H159V133H158V136L159 137H162V139H160L162 142H168L167 144H169L170 146L172 145V144H170V143H172V141L170 142V140L172 139V135H171V131H170V129H176V128H172V126L171 125H177V128L179 127L180 129H181V131H183V133H185V134H188V133H191V134H193V137H192V140L193 141H195V142H197V143H199V144H201V145H203V146H206V145H209L210 144V142L211 141H213V140H211L210 141V139H211V135H212V133H214V131H215V128H216V126H217V123H216V121L215 120H212V121H210V117H211V108H210V106H211V100H212V90H211V87L213 88V86H214V88H215V86L217 85H215V84H213L212 85V81L213 80H211V78H210V76L208 75V73L206 72V70H205V68H204V66L203 65H201V63L198 61V58L197 59H195V58H193V59H190V60H188V62H183L182 64H180V66H179ZM33 71V70H32ZM31 71V72H32ZM40 71V70H39ZM44 71V70H43ZM51 71H53V70H51ZM55 72H56V70H54ZM81 72L82 71H84V70H80ZM99 71V72H100ZM113 71H114V69H113ZM155 71H156V69H155ZM157 71H161V70H158L157 69ZM243 71H249V70H243ZM243 71L241 70V73L243 74ZM254 71V70H253ZM47 72V71H46ZM56 72V74H58ZM62 72H63V70H62ZM61 71H60V73H62ZM67 72V71H66ZM69 72H70V70H69ZM86 73H84V74H87V71H85ZM91 72V71H90ZM170 72V71H169ZM169 72H166V73H169ZM173 72V71H172ZM264 72V71H263ZM262 72V73H263ZM1 73H3V72H0V74ZM19 73V72H18ZM33 73V72H32ZM36 73V72H35ZM39 73V72H38ZM68 73V72H67ZM66 73V74H67ZM74 73V72H73ZM83 73H82V75H83ZM97 73H98V71H97ZM114 74H115V72H113ZM150 72H148V74H147V76L148 75H150L149 77H150V79L152 78L151 76H157V74H155V75H151V74H149ZM238 73V72H237ZM245 73V72H244ZM253 73V72H252ZM4 74L5 73H3V74H1V76L4 78V79H6V77H4ZM44 74V73H43ZM47 74H49V73H47ZM46 74V75H47ZM62 74H64V73H62ZM170 74V73H169ZM234 74H236L235 72H234ZM239 74V73H238ZM242 74H240L239 76L241 77H239V81H240V79H242V81H243V79H244V77L245 76H243ZM6 75H7V73H6ZM19 75H21V74H19ZM36 75V74H35ZM41 75V74H40ZM40 75H38L37 74V76H40ZM51 75H52V73H51ZM81 75V74H80ZM88 75V74H87ZM91 75V74H90ZM90 75H89V77H90ZM143 75V74H142ZM141 75V76H142ZM171 75V74H170ZM249 75H251V74H247V76H248V78H249ZM29 76H31V74H29ZM55 76V75H54ZM61 76H63V75H61ZM67 76H69V75H67ZM70 76H73V75H70ZM70 76H69V79H70ZM110 76H111V74H110ZM113 76V75H112ZM117 76L119 77V75H118V72H117ZM140 76V77H141ZM188 76H193V78L194 79H190ZM237 76V75H236ZM50 77V76H49ZM75 77V76H74ZM91 77H92V75H91ZM96 77V76H95ZM94 77V78H95ZM98 77V76H97ZM117 77V78H118ZM140 77H136V78H139V79H141ZM2 78V79H3ZM17 77H15L14 78V80L16 79ZM35 78H37L36 76L34 77V79ZM65 78V79H64ZM63 79L66 81L67 80V78L66 77H64ZM77 78V77H76ZM106 78V77H105ZM104 77H103V79H102V77L100 78L101 80H102V82L104 81V79H105ZM144 78V75H143V77H142V79ZM180 78V80L181 81H183L182 79ZM212 78H213V76H212ZM24 79V78H23ZM27 79V78H26ZM33 79V80H34ZM43 79V78H42ZM52 79H53V77H52ZM56 79V78H55ZM62 79V78H61ZM89 79H93V78H89ZM133 79V78H132ZM136 80V79H134L135 80V82H137V81H141V80ZM145 79V78H144ZM149 79V78H148ZM149 79V80H150ZM155 79H157V77L155 78ZM250 79V78H249ZM249 79H248V82H249ZM7 80V79H6ZM17 80V79H16ZM32 80V81H33ZM38 80V82L41 80V79H37ZM36 80V81H37ZM50 79H48V81H49ZM57 80V79H56ZM63 80V83L65 82ZM110 80H114V78H110L109 79V76H108V79L105 81V84H106V82L108 81V83H109V81ZM117 79H115L114 81H116ZM133 80V81H134ZM154 80V79H153ZM168 80H170L169 79V77H168ZM167 80V81H168ZM236 80V79H235ZM254 80V79H253ZM12 81V82H11ZM11 81H9L10 82V84L12 83H14L13 82V79L11 80ZM18 81V80H17ZM22 81H25V80H22V75H21V81H19V82H22ZM35 81V82H36ZM42 81V80H41ZM59 81V80H58ZM61 81V80H60ZM59 81V82H60ZM92 81V80H91ZM90 81V82H91ZM96 81H97V79H96ZM145 82H144V85L147 83L148 85H149V83L146 81V80H144ZM157 81V83H159V81L158 80H156ZM165 81H166V79H165ZM176 81H177V78H176ZM214 81H216V78L214 79ZM247 81V80H246ZM256 81H257V79H256ZM31 82V81H30ZM34 82V83H35ZM67 83L69 82V81H66ZM65 82V83H66ZM76 82V81H75ZM90 82H88L87 84H89ZM101 82V83H102ZM142 82V81H141ZM150 82V81H149ZM174 82H175V78H174ZM235 82V81H234ZM253 82V81H252ZM70 83V82H69ZM68 83V84H69ZM72 83V82H71ZM70 83V84H71ZM79 83V82H78ZM100 83V82H99ZM98 83V84H99ZM104 83V82H103ZM102 83V84H103ZM111 83V82H110ZM127 83V82H126ZM130 83V82H129ZM138 83V82H137ZM161 83V82H160ZM182 83V82H181ZM217 83V82H216ZM253 83H255V82H253ZM0 84H2V83H0ZM9 84V85H10ZM47 84H49V83H47ZM58 84V83H57ZM57 84H54L55 86L57 85ZM101 84V85H102ZM104 84V85H105ZM140 84H143V83H140ZM139 84V85H140ZM164 84V83H163ZM162 84V85H163ZM176 83H174V85H175ZM251 84L252 83H250L249 85H250V87H248L249 88V91L247 90V92H246V94L245 95H247L248 94V92H250V89H251V87H253V89H254V91H255V88H254V86H256L255 84L253 85V86H251ZM258 84H260V83H258ZM3 85V84H2ZM6 85V84H5ZM28 85V84H27ZM35 85V84H34ZM38 85V84H37ZM51 85V84H50ZM83 85V84H82ZM81 85V86H82ZM90 85V84H89ZM100 85V84H99ZM104 85H102V86H104ZM109 85V84H108ZM139 85H138V88H139ZM161 85V84H160ZM219 85V84H218ZM245 85H247V84H245ZM244 85V88H246L247 86H245ZM1 86V85H0ZM40 86V85H39ZM83 86H85V85H83ZM107 85H105V88L104 89H107V87H106ZM117 86V85H116ZM153 86V85H152ZM157 86H159V85H157ZM183 86V85H182ZM226 86V85H225ZM260 86V89H261V85H259ZM11 87H13V86H11ZM32 87V86H31ZM44 87V86H43ZM61 87V86H60ZM68 87V86H67ZM78 87V86H77ZM85 87H90V86H88V85H86ZM85 87H83V88H85ZM99 89H101V87L100 86H97ZM95 88L96 89V91L97 90H99L98 88ZM113 87V86H112ZM144 87V89H145V87H147V86H143ZM56 88H57V86H56ZM58 88H59V86H58ZM111 88V87H110ZM141 88H142V86H141ZM149 88H152L151 86L149 87ZM156 88V87H155ZM160 88V87H159ZM173 88V87H172ZM178 88V87H177ZM183 88V87H182ZM188 88V89H187ZM243 88V87H242ZM243 88V89H244ZM2 89V88H1ZM13 89V88H12ZM55 89V88H54ZM68 89H69V87H68ZM67 89V90H68ZM93 89V88H92ZM143 89V90H144ZM220 89V88H219ZM243 89H242V91H243ZM259 89V88H258ZM3 90V89H2ZM11 90V89H10ZM9 90V91H10ZM14 90V89H13ZM48 90V89H47ZM53 90V89H52ZM59 90H60V88H59ZM85 90V89H84ZM115 90H117V89H115ZM115 90H113L112 92H114ZM120 91H121V89H119ZM149 89H148V87H147V91H148ZM159 90V89H158ZM222 90H224V89H222ZM231 90V89H230ZM230 90L228 89V91H229V93H230ZM8 90H6L5 89V93L3 92V91H1V92H3L4 94H2L1 96H0V220H1V218H2V222H4V225L5 226H2L1 224H3L1 221H0V225L2 226L1 228H0V264H22V262H21V260H20V258L22 257V255L24 254L25 256H27L26 254H28L29 256H31V260L34 262V264H75L76 262H77V260L79 261L80 260V258L82 259L83 258V260L84 259H87V260H90V259H94V258H98V257H100V258H103V257H108V258H110V259H113V257H115V256H117V254L119 253V252H121V253H130V250H131V243H128V242H125L124 240H121L120 239V235L121 234H124V233H121L120 235H119V232H121V231H123V230H127V229H129L128 231H127V233L129 232L130 234H132L133 235V233H131V230H133V229H131V227H133V225L131 226V222H129V220H128V216H127V209H126V207L121 203V201H123V199H120L119 197H117L115 194H113L114 193V191L115 190H117L118 188H119V186H114L115 184H114V181L115 180H113L112 178V180H113V182L111 183L113 186H111V185H109V184H107L106 186L107 187H104V188H110L111 187V189H114L115 187L117 188V189H114V191L111 193V189H110V191L109 190H105V189H103V187L101 188L100 186L101 185H99L98 183H96V181L98 180V179H95V178H91V191L89 192V194H88V197L86 196V194L85 195H82V197H83V199H84V197H87V201L85 202L83 199V201L81 200V198L79 199V200H81V204L80 205H83L82 204V202L84 203L85 202V205H87L86 207H87V211H86V209H84V206H82L83 208L82 209H84V210H81V211H83V212H85L84 213V216H83V219L85 218V220L87 221V224H86V227H79V226H77V224H80L79 222H80V220H81V215L82 214H78L79 216H80V219H77L79 222L77 223V224H74L73 223V217H72V214H70L71 212H72V210L71 209H73V208H71L72 206H70V204L69 203H67L68 205H67V208L70 206V211H68L67 209V211H66V213H65V204H66V196L61 192V191H59V189H57L58 188V186H60V185H58V186H55V183H54V180L55 179H57V178H61V175H60V173L62 172L61 170H63L64 169V167H65V163H68V161L69 162H71V160H73V158H72V149L73 148H71L70 146L71 145H63V144H61L60 143V141L62 140H58L57 139V137H58V134H60V133H63V132H68V133H70L71 135H72V133L74 132V130H75V124H74V117L75 116H77V113H79V111H81V109L83 110V108H85V106L87 105V104H85V102L87 101L86 99V97L88 96V95H90L91 93H92V95L91 96H96V95H94V94H97V96L99 95V94H101L102 93V91L103 90H101V93H96V92H94V94H93V90L92 91H88V92H90V94H88V92H87V94H86V96H85V100H83V99H81V98H79V99H76L73 103H71V105H70V107L67 109V107H65V106H63V105H60V106H62V107H57V108H59V111L61 110L60 108H62V109H64V107L66 108V112H60V113H57L58 115H48V116H45V115H43V113H42V110H40V111H38V110H36V111H34L35 113H34V116H35V118L34 119H37L38 121H40L43 125H44V130L43 131H41V132H34V131H32V127L31 128H29V125H28V120L26 119V116H25V112H24V110H23V108H24V105L22 104V105H20V103H17L15 100H14V98H13V96H12V93L11 92H9ZM44 91H45V89H44ZM54 91V90H53ZM56 91V90H55ZM80 91V90H79ZM161 92H163V90L161 89L160 90ZM178 91H182V90H180L179 88H178V90H177V92ZM185 91H183V92H185ZM219 91V90H218ZM227 91V92H228ZM254 91L253 90H251V93L252 94H254ZM47 92H49L50 93V90H48ZM63 94H65L63 91H61ZM60 92V93H61ZM69 92V91H68ZM122 92V91H121ZM145 92V91H144ZM176 92V93H177ZM221 92H223V91H221ZM221 92H219V93H221ZM256 92H257V90H256ZM255 92V93H256ZM55 93V92H54ZM123 93V92H122ZM122 93L120 94L121 95V98H122V96L124 95V97H127L126 98V101L128 100L129 101V98H128V96H126L125 95V93L122 95ZM138 96H139V98H140V95L141 96H144V95H142V94H140V92H139V90H138ZM180 93V92H179ZM215 93V92H214ZM216 93H218L217 91H216ZM215 93V94H216ZM224 93H225V90H224ZM250 93V94H251ZM259 93V92H258ZM257 93V94H258ZM56 94V93H55ZM54 94V97L57 95H55ZM70 94H72V92L70 93ZM69 94V95H70ZM80 94V93H79ZM135 94V93H134ZM137 94V93H136ZM144 94H147L146 92L144 93ZM150 94V93H149ZM149 94H147V95H149ZM242 94V93H241ZM240 94V95H241ZM256 94V95H257ZM16 95V94H15ZM47 95V94H46ZM49 95V94H48ZM47 95V96H48ZM78 95V94H77ZM77 95H72V96H77ZM103 95V94H102ZM146 95V97H148ZM244 95V94H243ZM255 95V96H256ZM39 96V95H38ZM37 96V97H38ZM43 96H44V94H43ZM60 96H61V94H60ZM65 96V95H64ZM71 95H70V97H72ZM96 96V97H97ZM100 96V95H99ZM132 96V98H133V95H131ZM137 96V97H138ZM217 96H218V94H217ZM232 96V95H231ZM40 97L42 98V95H40ZM44 97H46V96H44ZM53 97V96H52ZM66 97H69L68 95L66 96ZM69 97V98H70ZM258 97V96H257ZM39 98V97H38ZM37 98V99H38ZM41 98H39V100L41 99ZM61 99H62V97H60ZM60 98H57V99H60ZM89 98V97H88ZM100 98L101 97H99V100H100ZM138 98V99H139ZM151 98V97H150ZM157 98H158V94H157V96H156V100H157ZM218 98V97H217ZM241 98H243L242 96H241ZM16 99V98H15ZM36 99V98H35ZM36 99V100H37ZM51 99V98H50ZM93 99V98H92ZM130 99H131V97H130ZM243 99H245V97L243 98ZM258 100L259 99H261V98H257ZM81 100H83V102L81 101ZM94 100H95V98H94ZM98 100V101H99ZM115 100H116V98H115ZM141 101L142 100H144V97H143V99H140ZM147 100V99H146ZM148 100H149V98H148ZM258 100H256V102L258 101ZM64 101V100H63ZM85 101V102H84ZM89 101H91L90 99H89ZM103 101V100H102ZM125 101V100H124ZM125 101V102H126ZM131 101V100H130ZM133 101L134 102H136V98L134 97L133 98ZM132 101V102H133ZM137 101H139V100H137ZM242 101H244V100H242ZM242 101H238L237 103H239V105L237 104L236 106H237V110L239 111L240 109H241V111L244 109L245 110V108L246 107H242V105H240L241 104V102ZM51 102H54V101H51ZM67 102V101H66ZM66 102H64V103H66ZM142 102H144V101H142ZM259 102V101H258ZM59 103V102H58ZM63 103V102H62ZM61 103V104H62ZM87 103H88V101H87ZM91 103V102H90ZM102 103V102H101ZM120 103H123V102H119L118 104H120ZM128 103H130V102H128ZM145 103V102H144ZM148 103H150V102H148ZM218 103V102H217ZM60 104V103H59ZM92 104V103H91ZM104 104H105V102H104ZM124 104V103H123ZM135 104H137V103H135ZM140 104V103H139ZM235 104V103H234ZM260 104V103H259ZM259 104H258V107H259ZM264 103H262L261 104V107H262V105H263ZM34 105V104H33ZM67 105H69L68 103H67ZM88 105H89V109H91V107H90V104L88 103ZM97 105H98V103H97ZM121 105V104H120ZM134 104H132L131 103V110L134 112V110L136 109V110H138V111H136L137 113H139L140 111H142L143 112V110H141V108H143V107H139L140 109H137L138 108V106H141V105H135V106H133ZM150 105V104H149ZM149 105H147V106H149ZM38 106V105H37ZM41 106V105H40ZM47 106V105H46ZM94 106V105H93ZM124 106V105H123ZM122 105H121V107H123ZM137 106V107H136ZM144 106V105H143ZM242 107V108H240V107ZM53 107H54V105H53ZM103 107V106H102ZM104 107H106V104H105V106ZM125 107V106H124ZM133 107H135V109L133 108ZM248 107H250L249 105H248ZM256 107H257V104H256ZM39 108V107H38ZM43 108V107H42ZM94 108H95V106H94ZM110 108V107H109ZM125 108H127V107H125ZM133 108V109H132ZM25 109V108H24ZM33 109V108H32ZM43 109H46V107H45V104H44V108ZM56 109V108H55ZM88 109V111L87 112H91L90 110ZM246 109H248L249 110V108H246ZM251 109V108H250ZM257 109V108H256ZM260 109V108H259ZM86 110H87V107H86ZM85 109H84V111H86ZM92 110V112L93 111H95L96 109H91ZM100 110V109H99ZM106 110V109H105ZM105 110H103L104 112H105ZM110 110L112 111V109L110 108ZM131 110H130V107H129V111L131 112ZM148 110V109H147ZM151 110H154V108L152 109L151 108ZM122 111H124L125 112V110H122ZM127 109H126V112H125V114L127 113V115H125L126 117H128V118H131V115L133 114H129L128 112H129ZM149 111V110H148ZM107 112H108V110H107ZM114 113H115V110L113 111ZM124 112H123V114H124ZM150 112V111H149ZM153 112V111H152ZM156 112V111H155ZM154 112V113H155ZM244 112V111H243ZM97 113V112H96ZM100 113V112H99ZM106 113V112H105ZM137 113H134L133 115H135V114H137ZM141 113V112H140ZM139 113V114H140ZM147 113V112H146ZM80 114H87V113H85V112H80ZM90 114V113H89ZM101 115H98V113H97V116L98 117H100V118H104V119H106L105 117H106V115L104 114L103 116H102V114L103 113H100ZM107 114V116H109L108 114L109 113H106ZM111 114V113H110ZM115 114H117V113H115ZM128 114L130 115V117L128 116ZM245 114H246V111H245ZM247 114H248V111H247ZM247 114H246V116H247ZM28 115V114H27ZM118 115V114H117ZM141 115V114H140ZM150 115H151V113H150ZM239 115H240V112H239ZM242 115H243V113H242ZM241 115V116H242ZM83 116V115H82ZM94 116H95V112H94ZM97 116H95V117H97ZM119 116H120V113H119ZM122 116V115H121ZM125 116H122V117H125ZM137 116H138V114H137ZM137 116H135L136 118H137ZM244 116V115H243ZM83 117H85V116H83ZM87 117L88 118H90L91 117V114H90V116H88L87 115ZM86 117V118H87ZM95 117H93L92 119H95ZM97 117V118H98ZM110 117V116H109ZM135 117L133 116V118L135 119ZM31 118V117H30ZM96 118V119H97ZM102 118V121L104 120ZM110 118H112V117H110ZM133 118H131V119H129V121L130 120H132ZM31 119H33V117L31 118ZM253 119V118H252ZM251 119V122L253 121L254 122V120L255 119H253L252 120ZM81 120H82V118H81ZM125 120H127L126 118H125ZM136 120V119H135ZM138 120V119H137ZM136 120V122H138ZM150 120V119H149ZM225 120V119H224ZM86 121H88V119L86 120ZM105 121H107V119L105 120ZM108 121H110V123H111V120L108 118ZM226 121V120H225ZM247 121V120H246ZM255 121H257V122H255V124L257 123L258 124V122H259V120L257 119V120H255ZM35 122V121H34ZM93 122H94V120H93ZM99 122H100V119H99ZM122 121H120V123H121ZM125 122V121H124ZM106 123V122H105ZM109 123V124H110ZM126 123V122H125ZM125 123H123V124H125ZM128 123V122H127ZM126 123V124H127ZM132 123H133V125H134V121H132ZM140 123V122H139ZM226 123V122H225ZM261 123H263V122H261ZM260 123V124H261ZM31 124H32V122H31ZM34 124V123H33ZM86 124H88V123H86ZM85 124V125H86ZM91 124V123H90ZM125 124V125H126ZM154 124H156V123H154ZM260 124L259 125H255V127L257 126V128H258V126H260ZM264 124V123H263ZM262 124V125H263ZM94 125V124H93ZM111 125V124H110ZM125 125H120V126H124L125 128H126V126ZM138 125V124H137ZM146 125V124H145ZM145 125H144V128H145ZM150 125V127H151V124H149ZM261 125V126H262ZM42 126V125H41ZM88 126V125H87ZM109 126V125H108ZM106 127L107 129L106 130H108V128L109 127ZM112 126L113 127H115V126H117V125H114V124H112ZM129 126H131V125H129ZM135 126V125H134ZM140 126V125H139ZM143 126V125H142ZM152 126H155V125H152ZM224 126V125H223ZM253 126H254V124H253ZM260 126V127H261ZM90 127V126H89ZM89 127H87V128H89ZM94 127V126H93ZM92 127V128H93ZM124 127H118L119 129L118 130H120V131H118V132H116V133H122V135L123 136H125V133L127 134V136H129V135H131V133H132V131H130L131 129L130 128H124ZM128 127V126H127ZM141 127V126H140ZM222 127V126H221ZM225 127V126H224ZM223 127V128H224ZM83 128H84V126H83ZM105 127H103V129H104ZM117 128V127H116ZM170 128V129H169ZM242 127H240V129H241ZM262 128V127H261ZM100 129H102V128H100ZM128 129V130H127ZM156 129V128H155ZM255 129V128H254ZM39 130V129H38ZM93 130V129H92ZM111 131H112V127H111V129H110ZM109 130V132L108 131H106L107 133H110L111 131ZM136 130V129H135ZM143 130V129H142ZM154 130V129H153ZM159 130H157V131H159ZM40 131V130H39ZM85 131H86V129H85ZM88 131V130H87ZM91 131V130H90ZM104 132L102 133L101 132V135L100 136H103L104 134H105V130H103ZM123 131V132H122ZM125 131V132H124ZM137 131V130H136ZM156 131V130H155ZM173 131V130H172ZM222 132H223V130H221ZM80 132H83L82 130L80 131ZM80 132H78V134L80 133ZM113 132V131H112ZM129 132H131L130 134H129ZM150 132V131H149ZM244 132V131H243ZM106 133V134H107ZM114 133H115V130H114ZM156 133V132H155ZM235 133V132H234ZM253 132L251 131V134H252ZM75 134V133H74ZM83 134V133H82ZM81 134V135H82ZM85 134H86V132H85ZM93 134H94V132H93ZM91 135V138H92V136H94V135ZM97 134V133H96ZM215 135H216V133H214ZM233 134V133H232ZM263 134H264V132H263ZM122 135H120V137H122ZM152 135L154 136V134H153V132H152ZM246 135V134H245ZM80 136V135H79ZM79 136H77V137H79ZM96 136H99V135H96ZM95 136V137H96ZM99 136V137H100ZM108 136V135H107ZM181 136V135H180ZM244 136V135H243ZM250 136V135H249ZM260 136V135H259ZM72 137V136H71ZM75 137V136H74ZM98 137V138H99ZM106 137V136H105ZM116 137V136H115ZM115 137H111V138H115ZM117 137H118V135H117ZM116 137V138H117ZM132 137V136H131ZM217 137V136H216ZM215 137V138H216ZM222 137V136H221ZM224 137V136H223ZM242 137V136H241ZM251 137V136H250ZM263 137H264V135H263ZM262 137V138H263ZM67 138V140H68V138H70V137H66ZM80 138H81V136H80ZM93 139H95L94 137H93ZM109 139V138H108ZM121 139H125L124 137H122ZM128 139V138H127ZM127 139H125L124 141L122 140H119L118 141V139H117V142H113L112 144H111V148L112 149H114L113 147H116L117 146V143L118 142H122V144H126V143H123V142H126L127 141ZM220 139V138H219ZM219 139H218V142H219ZM252 139V138H251ZM71 140V139H70ZM73 140V139H72ZM97 140H99V139H97ZM159 140V141H160ZM175 140H177V139H174L173 141H174V148H176L177 146H179V148L180 147H183L182 146V144H181V142L179 141H177L178 142V144L180 143L181 144V146H180V144L178 145L177 144V146H175L176 145V143L177 142H175ZM179 140V139H178ZM187 140V139H186ZM190 140H191V138H190ZM189 140V141H190ZM215 140V139H214ZM262 140H264V138L262 139ZM63 141V140H62ZM78 141V140H77ZM76 141V142H77ZM83 141H84V138H83ZM99 141H101V139L99 140ZM103 141V140H102ZM106 141V140H105ZM137 141H139V140H137ZM136 141V142H137ZM182 141H184V140H182ZM188 141V140H187ZM217 141V139L215 140V142ZM120 142V143H121ZM129 143H131V140L130 141H128ZM192 142V141H191ZM215 142H212V144L213 143H215ZM229 142H231V141H229ZM66 143H67V141H66ZM94 143H96V140L94 141ZM101 143V142H100ZM106 143H108V142H105V144ZM128 143V144H129ZM224 144H225V146L228 144L227 143V140H225V142H223ZM241 143V142H240ZM243 143V142H242ZM71 144V143H70ZM185 144V143H184ZM188 144V143H187ZM186 144V145H187ZM91 144H89V146H90ZM99 145V144H98ZM103 146H104V144H102ZM101 145V146H102ZM131 145H132V143H131ZM131 145L130 146H128L127 144H126V146H124V147H131ZM217 145H222V144H220V143H218ZM83 146V145H82ZM108 146V145H107ZM123 146L121 147V145L120 146H117L116 148L117 149H124L123 148ZM162 146L164 147V145L162 144ZM190 146H192V144L191 145H189V146H187V147H190ZM242 146V145H241ZM253 146H255V145H253ZM79 147V146H78ZM86 147V146H85ZM137 147V146H136ZM163 147H162V149H163ZM172 147V146H171ZM195 147V146H194ZM213 147V146H212ZM219 147V146H218ZM224 147V146H223ZM222 147V148H223ZM256 147V146H255ZM88 148V147H87ZM86 148V149H87ZM92 148H93V146H92ZM95 148V147H94ZM100 148V147H99ZM101 148H103V147H101ZM168 148V147H167ZM174 148H172V149H174ZM85 149V150H86ZM89 149V148H88ZM98 148H97V146H96V148H95V151L97 150ZM122 149H121V151L119 152H116V150H115V152L117 153V154H119L120 155V153H122L123 154V152H122ZM177 149L178 148H176V151H175V149L173 150V153H174V151L175 152H177ZM210 149H211V147H210ZM217 149V148H216ZM215 149V151H218L219 150V148H218V150H216ZM74 150V149H73ZM125 150V149H124ZM123 150V151H124ZM222 150V149H221ZM221 150L219 151V154H220V152H221ZM241 150V149H240ZM169 151V150H168ZM167 151V152H168ZM211 151V150H210ZM90 152V151H89ZM93 152H94V150H93ZM97 152V151H96ZM126 152V151H125ZM131 152V151H130ZM129 152V150H128V153H130ZM204 152V151H203ZM224 152H226V153H224ZM223 153L224 154H229L228 153V151H226V148H225V151H224ZM239 152V151H238ZM100 153V152H99ZM127 153V154H128ZM193 153H195V152H193ZM198 153H200V152H198ZM197 153V154H198ZM164 154V149H163V151H162V155ZM166 154V158H168L169 156H171V153H170V155H169V153H168V155H167V153H165ZM165 154H164V157H165ZM189 154V153H188ZM215 154V153H214ZM217 154H218V152H217ZM217 155V156H219L218 158L220 159V155ZM224 154H223V156H224ZM76 155H77V153H76ZM174 155H176V154H174ZM180 155V154H179ZM190 155V154H189ZM202 155V154H201ZM74 156V155H73ZM118 155H116V157H117ZM122 156V155H121ZM127 156H129V154L127 155ZM126 156V157H127ZM200 156V155H199ZM75 157V156H74ZM120 156H118L117 158H119ZM126 157H125V159H126ZM176 157V156H175ZM178 157V156H177ZM181 158H183L182 156H180ZM188 157V156H187ZM186 157V158H187ZM196 157H198V156H196ZM203 157H205V155L204 156H202V158H201V156H200V158L201 159H203ZM225 157V156H224ZM229 158H230V156H228ZM227 156L225 157V158H228ZM129 158V157H128ZM134 158V157H133ZM190 158H193V156L192 157H188V159H190ZM229 158H228V160H229ZM119 159H121V158H119ZM169 159V158H168ZM172 159V158H171ZM194 159H197V158H194ZM219 159H216V160H214L216 163H218L217 161L219 160ZM76 160V159H75ZM109 160H110V158H109ZM113 160V159H112ZM117 159H115L114 161H116ZM131 160H133V162L135 161V159H131ZM131 160H128L129 162L127 163H125L126 165L127 164H130V161ZM175 160H177V159H175ZM198 160V159H197ZM196 160V161H197ZM212 159L211 158H209L207 161H211ZM223 161L222 162H224L225 160H224V158L222 159ZM228 160H227V162H228ZM256 160V159H255ZM77 161V160H76ZM108 161V160H107ZM113 161V162H114ZM180 161H182V160H180ZM184 161V160H183ZM186 161V160H185ZM192 161V160H191ZM191 161H189V162H191ZM230 161V160H229ZM117 162H119L118 160H117ZM122 162V161H121ZM132 162V161H131ZM176 162V161H175ZM179 162V161H178ZM199 162H200V160H199ZM203 162H205V161H202V166H203ZM226 162V161H225ZM224 162V163H225ZM227 162H226V164H227ZM194 163H195V161H194ZM215 163V164H216ZM220 163V162H219ZM101 164V163H100ZM124 164V162H122V164L120 165V163H119V165H120V167L122 166ZM135 164V163H134ZM133 164V165H134ZM169 164H173V163H169ZM175 164H177V165H181V166H183L184 165V163L182 164L181 162H179V163H175ZM191 164V163H190ZM199 164V163H198ZM207 164H208V162H207ZM206 164V165H207ZM211 164H213V162L211 163ZM222 164V163H221ZM220 164V165H221ZM226 164H224V165H226ZM81 165V164H80ZM80 165H78V166H80ZM98 165V164H97ZM131 165V164H130ZM142 165V164H141ZM174 165V164H173ZM209 165V164H208ZM219 165V164H218ZM228 165H230V163L228 164ZM82 166V165H81ZM80 166V167H81ZM172 166V165H171ZM184 166H186V164L184 165ZM190 166H195L196 167V165H190ZM189 166V167H190ZM199 166L201 167V165L199 164ZM216 166H217V164H216ZM73 167V166H72ZM71 167V168H72ZM76 167H77V164H76ZM76 167H74V170L76 169ZM84 167H86L87 168V166L85 165ZM111 167V166H110ZM123 167V166H122ZM129 166L127 165V168H128ZM131 167H133L132 165H131ZM131 167H130V169H131ZM174 167V166H173ZM204 167H207V166H205L204 165ZM88 168H89V166H88ZM177 168V167H176ZM224 168H225V166H224ZM77 169H78V167H77ZM80 169H82V168H80ZM80 169H78V170H80ZM110 169V168H109ZM122 169V168H121ZM124 169V168H123ZM129 169V168H128ZM129 169V170H130ZM172 169V168H171ZM179 169V168H178ZM184 169H185V167H184ZM187 169L188 170H190L191 171V173H190V178H192V176H193V178L192 179H194L195 177H194V175L193 174H195V176L196 175H198V173H199V179H200V176H202L201 177V179L202 180H204V178H205V176H206V174H205V172H206V170H203L204 171V175H202L203 174V172H202V170H200L199 168L198 169H196L197 170V173H195V171L196 170H194V173H193V170H191L190 168H188V166H187ZM202 169H204V168H202ZM212 169V168H211ZM214 169H216V171H220V170H218L217 169V167L215 168L214 167ZM212 170L213 172L215 171V170ZM261 169H263V168H261ZM74 170L72 169V170H67V171H65V173H67V174H69V175H71L72 173H71V171L72 172H74ZM83 170H85V169H82L81 171H79V172H83ZM116 170V169H115ZM134 170V169H133ZM181 170V172H182V170L183 169H180ZM179 170V171H180ZM186 170V169H185ZM185 170H183V171H185ZM198 170H200V171H198ZM224 170V169H223ZM70 171V172H69ZM76 171V170H75ZM89 171V170H88ZM100 171V170H99ZM119 171V170H118ZM123 171V170H122ZM225 171V170H224ZM223 171V172H224ZM227 171H228V169H227ZM231 171V170H230ZM230 171H228V172H230ZM85 172H87V170L85 171ZM115 172H117V171H114V173ZM124 172V171H123ZM177 172V171H176ZM185 172H187V170L185 171ZM200 172H202V174L200 173ZM213 172L212 173H208V175H209V177H211L210 175L211 174H213ZM63 173V172H62ZM71 173V174H70ZM77 172H74L72 175H74V174H76ZM88 173H92L91 171H89ZM111 173H113V172H111ZM126 173V172H125ZM133 173H135L134 171H133ZM138 173V172H137ZM188 173V172H187ZM207 173V172H206ZM230 173H232V172H230ZM235 172L233 171V174H234ZM78 174V173H77ZM82 174H84V173H82ZM105 174V173H104ZM122 174V173H121ZM120 174V175H121ZM169 174H170V172H169ZM172 174H173V172H172ZM181 174V173H180ZM183 174V173H182ZM181 174V175H182ZM192 174V175H191ZM228 175H229V173H227ZM236 174V173H235ZM238 174V173H237ZM242 174V173H241ZM264 174V173H263ZM262 174V175H263ZM60 175V176H59ZM66 175V174H65ZM88 175V174H87ZM92 175H94V177H97V175L96 174H92ZM96 175V176H95ZM109 175H111V174H109ZM113 175V174H112ZM116 175H117V173H116ZM126 175V174H125ZM139 175V174H138ZM185 175V174H184ZM214 175H216V177H217V174L215 173V174H213V176L211 177V178H213L214 180L216 179V177L214 176ZM224 175V174H223ZM57 176H59V177H57ZM77 176V175H76ZM81 177H83L82 175H80ZM79 175H78V178H80V179H84V177L83 178H81ZM121 176H123V175H121ZM127 176V175H126ZM134 176H135V174H134ZM175 176V175H174ZM187 176H188V174H187ZM232 176H234V175H232ZM231 176V174H230V178L232 177ZM237 176H239V175H237ZM242 176V175H241ZM57 177V178H56ZM67 178L68 177H70L71 178V176H66ZM88 178H90L89 177V175L87 176ZM87 177H85V178H87ZM170 177V176H169ZM168 177V178H169ZM171 177H172V175H171ZM185 177V176H184ZM207 177V176H206ZM215 177V178H214ZM221 177V176H220ZM225 177V176H224ZM59 178V179H60ZM70 178H68V179H70ZM76 179H78L77 177H75ZM87 178V179H88ZM108 178H109V176H108ZM118 178H119V176H118ZM118 178L116 179V180H118ZM131 177H129V179H130ZM145 178V177H144ZM173 178H175V177H173ZM180 178V177H179ZM187 178V177H186ZM188 179V180H191V179ZM211 178H209V179H207V180H211ZM254 178H255V176H254ZM63 180H64V177L62 178ZM62 179L60 180V181H62ZM67 179V180H68ZM96 181H95V180ZM105 179H107V177L105 178ZM111 179H107L109 182H111L110 180ZM146 179H148V178H146ZM178 179V178H177ZM186 179V180H187ZM199 179H195L196 181H198L197 183L199 184V181L201 180H199ZM233 179V178H232ZM230 180L229 182L231 183V181H233V180ZM245 179V178H244ZM244 179H243V181H244ZM71 180H72V178H71ZM73 180H74V178H73ZM106 180V181H107ZM145 180V179H144ZM143 180V181H144ZM169 180V179H168ZM167 180V181H168ZM179 180V179H178ZM214 180H213V183H214ZM218 180H220V179H218ZM225 180V179H224ZM242 180V179H241ZM246 181L245 182H248V180L247 179H245ZM56 181H58V180H56ZM84 180H82V182H83ZM99 181V180H98ZM107 181V182H108ZM139 181H142V179L141 180H139ZM180 182L182 181V183H184V181L181 179V180H179ZM216 181V180H215ZM236 181H238V180H236ZM59 182V181H58ZM63 182V181H62ZM66 182H68V181H66ZM84 182H87L88 183V181L87 180H85ZM83 182V183H84ZM100 182H101V179H100ZM103 182V183H102ZM101 183L102 184H106L107 182H105V181H102ZM146 181H144V183H145ZM170 182V181H169ZM178 181H176V183H177ZM180 182H179V184H180ZM192 181H189L188 182V184H186V185H184V187H185V189H187V185H190V186H192V184H189V183H191ZM203 182H205V181H203ZM223 182V185H224V181H222ZM76 181L74 182V184H73V187H75L76 186ZM78 183H80V182H78L77 181V184ZM115 183H116V181H115ZM140 183H142V182H140ZM167 183V182H166ZM196 183V184H197ZM207 183V181L205 182V184ZM244 183V182H243ZM249 183V182H248ZM29 184H30V188H32L33 189V187L34 188H38L39 190H40V195H38L37 196V200L35 199V197H34V192H30V190L28 189V186H29ZM32 184H33V187H32ZM86 184V183H85ZM119 184V183H118ZM139 184V183H138ZM200 184H204V183H201V181H200ZM229 184V183H228ZM232 184V183H231ZM234 184V183H233ZM232 184V185H233ZM238 184L239 183H236L235 182V186H238ZM240 184H242V182H240ZM245 184V183H244ZM87 185V184H86ZM108 185L110 186V187H108ZM120 185V184H119ZM144 184H142V186H143ZM145 185H147V187H148V184L147 183H145ZM173 186H174V181H173V184H172ZM172 185H171V187H172ZM213 185H215V184H212V187H213ZM216 185H217V183H216ZM226 185V184H225ZM224 185V186H225ZM243 185V184H242ZM249 185V184H248ZM260 185H262V184H260ZM263 185H264V183H263ZM70 186V185H69ZM78 186H81V185H78ZM78 186H77V188H78ZM149 186H151V185H149ZM168 186H170V185H168ZM181 186V187H180ZM180 186L178 187L179 189L180 188H182L183 187V185L182 184H180ZM190 186L188 187V188H190ZM201 186V185H200ZM199 186V187H200ZM208 186V185H207ZM228 186V185H227ZM227 186H225L224 188H226ZM234 186V187H235ZM240 187H243L244 188V186H241V185H239ZM247 186V185H246ZM114 187V188H113ZM209 187V186H208ZM145 188V187H144ZM167 188V187H166ZM173 188V187H172ZM171 188V189H172ZM177 188V187H176ZM177 188V190H178V192H179V189ZM228 188V187H227ZM246 188V187H245ZM247 188H249V187H247ZM246 188V189H247ZM255 188V187H254ZM262 188V187H261ZM264 188V187H263ZM66 189V188H65ZM64 188H62L61 187V189L60 190H65ZM68 189V188H67ZM65 190V192L67 191L68 192V190ZM79 189V188H78ZM77 189V190H78ZM81 189H83V188H81ZM170 189V190H171ZM194 189V188H193ZM203 189H205V188H203ZM212 189V188H211ZM219 189V188H218ZM231 189H232V187H231ZM250 189V188H249ZM256 189H258V188H255V190ZM36 190V189H35ZM34 190V191H35ZM70 191H71V189H69ZM74 191H75V189H73ZM84 190H86V188L84 187ZM88 190V189H87ZM173 190V189H172ZM174 190H175V188H174ZM173 190V191H174ZM189 190V189H188ZM200 190H202V187L200 188ZM217 190V189H216ZM221 190H222V188H221ZM233 190H234V192H235V188L234 189H232V192H233ZM248 190V189H247ZM81 191V190H80ZM172 191V194L171 195H173V194H175L174 192ZM186 191V192H185ZM185 191H183L182 193H181V195L180 194H177V195H179V197H181L182 198V196L184 195V193H185V196H188V193H189V191L187 192V190H185ZM203 191V190H202ZM230 191V189H228V192ZM249 191V190H248ZM258 192H259V189L257 190ZM39 192V191H38ZM76 192V191H75ZM78 192V191H77ZM76 192V193H77ZM117 192H118V190H117ZM167 192V191H166ZM177 192V193H178ZM221 192V191H220ZM233 192V193H234ZM254 192V191H253ZM37 193V192H36ZM72 193H74L73 191H72ZM116 193V192H115ZM168 193H171V191L170 192H167V194L166 195H170V194H168ZM180 193V192H179ZM187 193V194H186ZM191 193V192H190ZM189 193V194H190ZM233 193H231V196L232 195H234ZM238 193H241V192H238ZM250 193H252V191H250L249 192V194ZM255 193V192H254ZM257 193V192H256ZM69 194V193H68ZM203 194V193H202ZM243 194H246V193H244V191H243ZM249 194H248V192H247V194L246 195H248L249 196ZM66 195H67V193H66ZM70 195V194H69ZM75 195V194H74ZM73 195V196H74ZM119 195V194H118ZM170 195V197H172ZM177 195H175V199L176 198H178V200H179V197H176ZM190 195H192V193L190 194ZM203 195H205V194H203ZM246 195H244V196H246ZM76 196H78L77 194H76ZM75 196V197H76ZM174 196V195H173ZM217 196V195H216ZM228 196V195H227ZM243 196V197H244ZM256 196V195H255ZM263 196V197H262ZM67 197H69L68 195H67ZM79 197V196H78ZM77 197V198H78ZM222 197H224V196H222ZM221 197V198H222ZM229 197V196H228ZM261 197L262 198H259V202L258 203H260V199L262 200H264V194H262L261 195ZM72 199V197L70 196L69 197V199ZM77 198H75V201L76 200H78ZM119 198V199H118ZM142 198V197H141ZM145 198V197H144ZM188 198V197H187ZM186 198V199H187ZM227 198V197H226ZM230 199H231V197H229ZM235 198V197H234ZM234 198H233V200H234ZM247 197H244V199H246ZM250 198H253V196L252 197H249V199ZM71 199H70V202H71ZM143 199V198H142ZM169 199H171V198H169ZM183 199H185V197L183 198ZM214 199H216V198H214ZM74 200V199H73ZM151 200V199H150ZM232 200V199H231ZM236 200H237V197H236ZM262 200V201H263ZM69 201V200H68ZM74 201V202H75ZM167 201V200H166ZM168 201H170V200H168ZM173 201V200H172ZM177 201V200H176ZM227 201H229V199H227ZM255 201V200H254ZM80 202V201H79ZM78 202V203H79ZM180 202H182V200H180ZM242 202V201H241ZM76 203V202H75ZM87 203V204H86ZM170 203V202H169ZM168 203V204H169ZM175 203H177V202H175ZM174 203V204H175ZM212 203V202H211ZM214 203V202H213ZM234 203H236V202H234ZM233 203V204H234ZM252 203H253V201H252ZM172 203H170V205H171ZM244 204V203H243ZM243 204H241V206H243ZM254 204H256L257 205V202L256 203H254ZM254 204H252V206L254 205ZM263 204V203H262ZM76 205V204H75ZM213 205V204H212ZM229 205V204H228ZM232 205V204H231ZM231 205H230V211L232 210L231 209ZM240 204H238V206H239ZM248 205H250V204H248ZM259 205V204H258ZM177 206H178V203H177ZM247 206V205H246ZM73 207H75V206H73ZM76 207H78L77 205H76ZM75 207V208H76ZM80 207V206H79ZM175 207V206H174ZM254 208L256 207L255 205L253 206ZM264 207V206H263ZM137 208V207H136ZM169 208V207H168ZM171 208H173L172 207V205H171ZM177 208V207H176ZM174 209L175 210V213H176V211H177V209ZM235 208V207H234ZM248 208V207H247ZM256 208H258V207H256ZM78 209V208H77ZM79 209H81V208H79ZM238 209V208H237ZM262 209L263 208H261V210H260V207H259V210L261 211V213H262ZM144 210V209H143ZM162 210V209H161ZM180 210V209H179ZM244 210H246V208H243V211ZM250 210V209H249ZM74 211V210H73ZM80 210H78V212H81ZM135 211V210H134ZM142 211V210H141ZM140 211V212H141ZM147 211V210H146ZM145 211V212H146ZM237 211V210H236ZM264 211V210H263ZM77 212V211H76ZM163 212V211H162ZM182 212V211H181ZM181 212H180V215H181ZM191 212V211H190ZM144 213V212H143ZM168 213V212H167ZM178 213H179V211H178ZM243 213V212H242ZM247 213V212H246ZM264 213V212H263ZM73 214H75V211H74V213ZM76 214V215H77ZM160 214V213H159ZM177 214V213H176ZM175 214V215H176ZM185 214V213H184ZM258 214V213H257ZM256 214V215H257ZM76 215H74V217L76 216ZM145 215V214H144ZM161 215V214H160ZM159 215V216H160ZM163 216V220H164V214H162ZM205 215V214H204ZM158 216V215H157ZM166 217H168L167 216V214L165 215ZM177 216V215H176ZM220 216H222V214L220 215ZM242 216H244V215H242ZM246 216V215H245ZM244 216V217H245ZM263 216H264V214H262V217L261 216H257L259 219H260V221L262 220L263 221ZM78 217V216H77ZM39 220H38V219ZM161 218V217H160ZM175 218V217H174ZM178 218L180 219L181 217H179L178 216ZM209 218V217H208ZM218 218V217H217ZM76 219V218H75ZM82 219V220H83ZM182 220H185V218H181ZM204 219H205V217H204ZM250 219V218H249ZM178 219H176L175 221H177ZM222 220V219H221ZM250 220H252V218L250 219ZM166 221H167V218H166ZM165 221V222H166ZM208 221V220H207ZM220 221V220H219ZM259 221V220H258ZM77 222V221H76ZM204 222H206V221H204ZM252 222V221H251ZM181 224H177L178 226H180V227H178V228H183L184 227V224H182V222H180ZM203 223V222H202ZM201 222L199 223L200 225L202 224ZM244 223V222H243ZM264 223V222H263ZM229 224V223H228ZM161 225H162V223H161ZM166 225H167V223H166ZM172 225H173V228L175 227V226H177L176 225V222H175V224L174 223H172ZM182 225V226H181ZM203 225V224H202ZM210 225V224H209ZM264 225V224H263ZM191 226V225H190ZM231 226V225H230ZM255 226V225H254ZM172 227V226H171ZM236 227V226H235ZM234 227V228H235ZM248 227V226H247ZM249 228V227H248ZM263 228V227H262ZM244 229H246V228H244ZM135 230V229H134ZM169 230V229H168ZM185 230V229H184ZM236 230H238V229H236ZM236 230L234 231L235 233H236ZM177 231V230H176ZM218 231V230H217ZM132 232H135V231H132ZM137 232V231H136ZM220 232V231H219ZM238 232V231H237ZM128 233V234H129ZM222 233H227V231L226 232H222ZM235 233H234V235H235ZM263 233V232H262ZM136 234V233H135ZM178 234H179V232H178ZM218 234V233H217ZM224 234V235H225ZM240 234V233H239ZM124 235H127V234H124ZM137 237H136V239L138 240V242L137 243H141L142 241H141V238L143 237L142 235H143V233H142V231H138L137 232ZM135 235V236H136ZM177 235V234H176ZM176 235H174V236H176ZM219 235V234H218ZM223 235V234H222ZM238 234H236L235 235V237H233V238H235V240H237L238 241V243L236 242V241H232V243L233 242H236V244H239L241 241H244L245 240V238L244 237H242V235L240 234V236H241V238H243L242 240H241V238H240V236L238 237L237 236ZM123 236V235H122ZM174 236H172L173 238H174ZM179 236V235H178ZM220 236V235H219ZM226 236V235H225ZM224 236V237H225ZM230 236V235H229ZM246 236V235H245ZM264 235H262V237H263ZM134 237V236H133ZM237 237V238H236ZM226 238V237H225ZM264 238V237H263ZM130 239H132V238H130ZM133 239H135V237L133 238ZM175 239V238H174ZM174 239H171V240H174ZM178 239H180V238H178ZM177 240V239H176ZM196 241H198L197 239H195ZM194 240V241H195ZM227 240V239H226ZM168 241V240H167ZM174 242H175V240H174ZM178 242H179V240H178ZM142 244V243H141ZM166 244V243H165ZM175 244V243H174ZM179 244V243H178ZM177 244V245H178ZM197 244V243H196ZM202 244H203V242H202ZM201 244V245H202ZM224 244V243H223ZM227 244H229V242L227 241ZM235 243H234V245H236ZM243 244V243H242ZM241 244V245H242ZM246 244V243H245ZM176 245V246H177ZM179 245H181V244H179ZM200 245V246H201ZM230 245V244H229ZM229 245H224V246H227V248H228V246ZM244 245V244H243ZM254 245V244H253ZM163 246V245H162ZM165 246H167V245H165ZM165 246H163V247H165ZM231 246H233V244H231L230 246H229V248H233V247H231ZM178 247V249H176L177 251L179 250V251H181V247L180 246H177ZM180 247V248H179ZM209 247V246H208ZM238 247H240V244H239V246ZM238 247H234V250H233V253H234V251L237 253L238 251L240 252V250H242V249H244V247L243 246H241L240 248H238ZM247 247H248V245H247ZM159 248H160V246H159ZM169 248V247H168ZM192 249V247H190V245H189V248L187 247L186 248V250H189V249ZM256 248V247H255ZM163 249V250H162ZM161 249V251H166L164 248H162ZM195 251H196V249H195V247L193 248ZM237 249H240V250H237ZM247 249V248H246ZM167 250H169V249H167ZM227 250V249H226ZM171 251V250H170ZM170 251H169V253H170ZM197 251H198V249H197ZM228 251H229V249H228ZM228 251H226V253H228ZM231 252V251H230ZM178 253V252H177ZM195 253V252H194ZM215 254H216V257H220V255H217V253H216V251L214 252ZM221 253V252H220ZM219 253V254H220ZM233 253L231 254V253H229V254H231V255H233ZM171 254H173V257L175 256V259H176V252H174V253H171ZM189 254L190 253H188V256H189ZM192 254V253H191ZM235 254V253H234ZM264 254V253H263ZM123 255V254H122ZM133 256H134V254H132ZM166 255V254H165ZM168 255V254H167ZM196 255V254H195ZM256 255V254H255ZM21 256V257H20ZM25 256H23V258H25ZM179 256V255H178ZM221 256H222V254H221ZM253 256V255H252ZM252 256L250 255V257L252 258ZM131 258H132V256H130ZM129 257V258H130ZM254 257V256H253ZM23 258H21V259H23ZM27 258V257H26ZM25 258V259H26ZM120 258H121V256H120ZM174 259V260H175ZM177 259H180V257H177ZM221 259V258H220ZM219 259V260H220ZM27 260V262H28V258L26 259ZM86 260V264H88L87 261ZM123 260V259H122ZM122 260H120L118 263H121V264H124L125 263V261H123V262H121ZM127 260V259H126ZM173 260V261H174ZM233 260H235V259H233ZM257 260V259H256ZM31 261V262H32ZM82 261V260H81ZM92 261L93 260H91V263H90V261H89V263L90 264H96L97 262L96 261H98V260H96L95 259V262L96 263H92ZM117 261V260H116ZM141 261V260H140ZM173 261H172V264H173ZM176 261V260H175ZM236 261V260H235ZM251 261V260H250ZM30 262V260H29V264L31 263ZM83 262H85V261H83ZM128 262H130L131 263V261H129V259H128ZM133 262V261H132ZM134 262H136L135 260H134ZM134 262L133 263H131V264H134ZM176 262H178L179 263V261L177 260ZM184 262V261H183ZM205 262V261H204ZM229 262V261H228ZM79 263H81V262H79ZM78 262L76 263V264H79ZM130 263H128V264H130ZM175 263V262H174ZM221 263V262H220ZM232 263V262H231ZM28 264V263H27ZM31 264H33V263H31ZM99 264H100V262H99ZM127 264V263H126ZM232 264H235V262H233ZM237 264V263H236Z\"/></svg>", "mask_w": 264, "mask_h": 264}]
</instances>
